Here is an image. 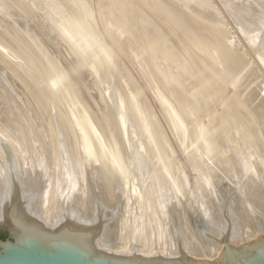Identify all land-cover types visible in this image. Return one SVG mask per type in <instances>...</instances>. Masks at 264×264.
<instances>
[{
	"label": "bare ground",
	"instance_id": "obj_1",
	"mask_svg": "<svg viewBox=\"0 0 264 264\" xmlns=\"http://www.w3.org/2000/svg\"><path fill=\"white\" fill-rule=\"evenodd\" d=\"M63 1H65V4L68 2V1L66 2V0H63ZM70 1L72 3L73 0H70ZM76 1H78L77 2L78 5H79V3H81V2H79V0H76ZM98 1H97V3H99ZM125 1L123 0L120 3L123 4V2H124V4H125ZM145 1L144 0L141 2L139 1L137 3L143 4V3H145ZM147 1L150 3L151 7H153L152 8L153 10L151 9V12H150V14L153 16V18L157 15V17L159 18V22L162 24L166 21L167 22L166 25L169 24V27L165 26L163 24L164 26L162 25V29H161L160 28L161 24H159V26L152 25L153 24L152 22H154L153 20L158 19L157 17L154 18L152 20V22H150L151 21L150 20L149 22L151 24L150 23L149 24L152 26H155V27H153V29L155 28L156 30H159V28H160L161 31H159V33L160 32L166 33L169 31L170 32L169 34L168 33L165 34L167 37L170 36V38L169 37L167 38V42H168V39H169V42H171L170 39L176 43L179 41L181 43L183 42L185 46L179 42L180 45L178 43L173 44L172 49H173V46H175V45H178L179 47H182V45H183L185 48H184V50L183 49L181 50L182 54L180 53V51H178L179 53L178 52L177 53L181 54L182 56H183V54H185L186 57H188L190 59V60L188 59V61L190 63H187V65L192 64V67L188 66L189 69L193 68L195 71H198L199 75L201 76V77L199 76L200 78L199 77L197 78V79H199L197 82H196L197 79L194 78V77H197L196 76V74L198 75L197 72H196L195 76L192 77L191 80L187 79V77L189 75V70H188L187 77H185V75H184V78H186V80L182 81L183 84L186 81H188V82L192 81L191 82L192 87H189L190 89H193L194 87H196V85H198L197 89L198 90L200 89L201 90L200 92H203L205 95L207 93H209V91L213 92V96L216 94L217 95L216 98L219 101L221 100V102H219L217 100L219 103H221V107L223 109V110H221V112L226 111L225 113L227 115H229L227 113L228 111L230 112V114L232 112L234 120H233V118H230V119H232L233 122L236 121V123L234 122L236 124V126L235 125H233V126L238 127V128L240 127L241 129L242 128L246 129V130H244L245 132L247 130H250V131H247V133L250 132V135L246 133V135H247L246 136L245 132H243V130H241L242 132L240 133V128H239V130H237V133L236 132H235V134L232 133V134H234V135H232L231 132H233V131H231V130L233 127L231 128V130H228V128L230 127L231 124H234V123L231 122L230 125L226 124L228 120H226V118H225L226 116L224 113H222L221 120L224 121V118H225L226 121L224 123H225L226 127L223 126L224 123L221 120L220 121L222 123L219 121L220 118L218 119V117L220 116L221 113H218V114L216 113L218 117L217 116L214 117V115H216V114H214L215 112H218V111L220 112V110H219L220 105L219 106L217 105V107H216L218 110L217 111L215 109V106H214V104L217 102L215 101V99L213 98L212 95H211V97L213 98V100L215 102L211 99H208V97L203 96V93H201L202 95L199 93L200 96L199 97L197 96V98L195 97V100L193 99L194 101H192V98L187 97V96L182 99L183 96L181 97V95H184V93H183V92H185L184 90L185 89L187 90L188 88L185 86H182L183 84L181 85V83H178L181 80V78L179 81H176L175 79L173 80L171 78V82H170L171 86L168 84L164 85V80L161 78H158V77L162 75L163 70H165V69L167 70L166 64L168 62L166 61L165 65L162 66V68H163L162 71H160V69H159V71L162 73L159 76H157L155 73V70L156 71L158 70V68H157L158 65H156L158 62L153 60L154 57H153V52H152V49L155 47L153 49L154 55H155V52H156L155 49L158 46L157 42L158 41H164V39L162 40V38H161V40L159 39L157 42H155L156 41L155 39L157 37H159V35H157L158 33L156 34V31L154 32V30L151 32L152 28L151 29L149 28L150 34L153 35V32H154L157 37L155 36V39H154L151 35V37L154 40L152 39V40L145 41V43H148L149 46L151 44H153V45H151V48H152L151 52L152 53H150V51H149L150 49L144 50V49H146V47H145L146 45L144 44L145 46H143L144 42L141 45V42L144 39L146 40L147 35H148L147 30H149V29H147L146 26H148L149 24L148 25H145V24L148 23V21H147L148 16H146V15H149V12H147V9H145L144 7H143V10H142V8H140L142 4L139 5L140 7L139 6L135 7L136 8L135 9L133 7V5H136L135 2L134 3L132 2L131 3L132 5L128 2L126 4H128V6L131 5L130 9L132 7V9H134V10H137V8L138 9L140 8L141 10H137L138 12H141V11L145 12L146 11V13L143 12V15L145 14L143 17L146 16V18H147L146 20H145V18L143 20V18L140 17L142 12L138 16V18L140 17L141 20H143L144 22L146 21L147 23L144 24L142 21V22H139L140 27L137 25L141 29V30H139V28H138L137 30L139 32L142 31V33H141L142 35H145V32H146V34H147L146 38L143 39L141 37V35H139L138 31H137L138 36L135 34L136 35V36L134 35L135 38L132 37V39L137 40L136 37L140 36L142 38V41H140V42L137 41V42H139V45L142 46L144 49L143 48L140 49L138 44L135 43L136 41L133 42V44H130V43H127V45L125 44L126 46L130 45L129 48H131L133 50L132 54L133 53L135 54L134 55L135 57H132V60L131 59L129 60V57L131 58V56H132V55L131 56L129 55L131 53L130 52L131 49L129 50V48L126 46H124V48L119 46L122 44L123 41L124 42H125V40L127 41V39H125L127 36H124L125 37L124 40L121 39L123 41H121V43H119L118 46L121 49H123L122 51L125 52L124 55L125 54H127L126 56L129 55L128 60L132 61V64L135 65V67H136L135 68L134 66H132V68L134 67V71H135V69H137L139 71V74L142 76V77H140V76L139 77L141 79L142 78L145 79L146 76H147V78L149 77L150 78L149 80H151V82L153 83V86L155 85L157 87V89L159 88L158 89L159 92L161 90V95L163 94V96H161V95H159V96H161V99L164 98L163 100L165 101V103L168 106V107L166 106L168 108L167 119H168V123L171 126V129H173V131L175 132V135L178 137V138H176V140L181 139V141L185 144V146H187L188 148L191 147L192 149H194V151H192L194 154L195 151H198L197 149H199V148H197V147L199 144H203V146H201V147L205 148L204 144L206 142L205 143H202V142L208 138V140H207L208 141L207 142L208 148L206 147L204 156H202L201 153L199 154L200 155L199 158L201 157L202 160L204 158H207V160L204 159V161L206 160L205 161L206 163L208 161V164H207L208 169L203 171V169H205V168L201 167V164H200L202 161L201 160L199 162V167L202 169V172L200 173L199 170L201 171V169L198 170V166L197 167L195 166V168L200 173L199 174L196 171L198 173V175H200V177L198 175H196V177H199V178H197L194 181V184L192 185L189 183L190 181L187 180L185 169L183 171V168L181 167V165L179 166L176 163L175 164H170V163L166 164L165 156L168 155V153L165 149L166 147L165 148L161 147L164 150V153H165V151L167 153V154L166 153L164 154V160L165 161H163V159H162L163 154L161 153L162 149H160V146H162V144H158V143H160V141L156 142L155 137L153 136L154 133H151V134L146 133L145 137H147V138L145 141L142 140V138H140L144 133L140 136L141 132H139V130H140V128H142L141 131H143V128L145 127L144 122H142V121L145 119V117L147 119V116H148V114L145 115L142 112L143 108L146 110L145 106L143 108H142V106L146 105L147 103L149 104V102L145 103L147 99H145V102H144L145 104H143V102H142L143 100H140V102H139V100L136 101L137 93H138V91L141 90L142 86L141 87H140V85L137 86V87H140V90H139V88H138V90H136L135 85L137 84V82L135 83L136 80L134 81V79H133L134 77L129 76V74L127 75V76H129V79L127 78L128 81L125 80L124 82L126 83V85H127V83L131 84V82H134L131 85H129V88H131L130 86H132V88L130 90L131 95L133 94L132 92H134L133 89L135 90L134 94H136V95L133 94L132 96H135L136 99H135V101H133V99H132L130 101V103L125 102L126 97L129 100L131 99V96L130 95L128 96L129 93L126 91L129 88L128 89L126 88V90H125L127 92V95H126V92L125 93L123 92V94L126 96L124 98L123 97L124 95H122V91L120 90L121 89L120 86L117 85L118 82H121V80L117 79L118 82L116 83L115 78H113L114 75L113 76H112V74L110 75V71L113 69L114 63L110 64V65H112V66H110V68L112 67V69H110V71L108 70L109 65H108V67L106 66V64H109V63H107V61H105L106 59L104 58L105 57L104 54L105 55L108 54L109 51L104 47L106 45H102V47H104V50L105 49L106 50H105L104 54L103 53L102 54L96 53V54H99V56L96 55V57L98 56L97 58L101 60V57H100V54H101V56H104V57H102V60L103 59L104 60L101 63L105 64V62H106L105 66L107 67V69H105L106 67L104 65L101 68H102V72H105V70H107V72H109V75H108V73L106 74V76L108 75V79L107 78L105 79V83L107 80V83L105 84V86L110 87V90H111L110 91V93H111L110 98H111V95L114 96V97H112L113 98L112 100L110 99L111 102L109 100V103L112 104V105H110V107L113 108V110H116V114L114 112V118L116 117L115 119H117V116H118V123L119 124L118 123L117 124L120 125L119 129H121V134L120 133L119 134L121 135V139L119 138L120 139L119 141L116 139V137H117L116 135L118 133H116V135H114V132L112 130L113 128H111L112 126L110 124H109L110 126H108V124L106 122H103V123L107 124V127H109L110 131H107L108 132L107 133L105 130V132H104L105 136H103V134L101 133L104 131L102 129V131H100V133L102 135L100 133H98L97 136H96V134L95 135L93 134V136H91V133L90 134L88 133L92 138L87 137L85 135V133L83 132L84 131L83 129H85V128L81 124H80L81 126L79 125V121L81 122L80 119H82V118L77 116V115L76 116L71 115V116H69L70 118L68 117L70 119V120H68V121H70L69 123H72V124L75 123L73 125L71 124L72 129H73L74 125L75 126L77 125L75 128V131H76V129H78L77 132H78V135H80V137L77 136L76 140H78V141L81 140V142H80L81 144L77 145L78 147H77L76 152L73 151L77 154H74L72 152V150H71L72 147H70L71 145H67L66 141H68V140H66V139H68V137H66V139H65L66 141L64 140L65 141L64 147H65V145H67L65 147L66 149L62 146V144L60 143V139H59L58 134L51 135V136H53V138H52L53 141L55 140V142L57 143V145H56V143H54L57 147L56 146L53 147L52 149L56 148V150L52 151V153H50V155L49 154L47 155V153L49 151L43 152L40 148L37 147V145L40 142H39V140L35 139V137H36L35 131L33 132V135H34L33 137L39 143L37 144L34 139L32 140V142H31V140H29L32 143L31 144L32 146H31L29 144L30 142L27 143L25 140V143L30 145V147L27 151H25V149L24 150L21 149L18 146V144H21V147H22V143L24 144L23 138H22L23 142L20 141L22 143L16 144V142H14L13 139L8 138V136H11L10 133H9L10 134L9 135L6 132L5 133L7 136L6 137V136H4L2 131H0V223L3 222L4 220H6L7 217H9L14 223H21L22 222L25 224V221L19 220L20 217H22V218L29 220L28 221L29 225L33 226L34 224L39 223L40 225H42V227L52 229L50 231L40 229L43 233H45L49 237H56L62 230H66L68 232V234H85V235L86 234L87 235L92 234V235H95V236H93L92 245L99 252L114 254V255H117L120 257H129V258H134V259H150V258H156V257H161V256L162 257H170V258H180L182 256H186V255L191 256L192 255L194 257L198 256V258L200 256V259L203 256H205V257H208V259H210V261H211V259L215 255H219L218 254L219 252L221 255L220 242L222 241L223 238H227L228 241L230 242V244H232V246H234V247L240 246L245 240L251 238L248 236V234H246V232H248V230H249V224L247 222H245V218H244L247 216V213L245 212L244 214H242V218L239 216L240 214L239 215L237 214L238 211H237L236 207L231 202L233 193L236 195V197H238L239 206L241 208H244V211L245 210L248 211V213L253 217L262 216L264 219V85L260 84L258 82L259 81L258 80L259 75H261V74H259V75L254 74V72L252 70L253 68H251V65L249 63V62H253L254 59L250 61L249 60L250 56L248 57V55L245 54V51L249 50V48L247 47L248 48L247 50L245 48H244V50L240 49L236 45L239 42L236 43L235 39L232 40V38L229 37L232 32H230L229 33L230 35H229L228 34L229 31L227 32L225 30L226 28L225 29L222 28V26H220L221 24L219 25L220 27L219 26L216 27L217 23H219L218 20L220 21V23H222L223 26H224V22L226 24H228L227 23V20L229 19L228 16L234 15L231 13V11H230L231 15L229 13H227L228 14V16H226V18H228L227 20L223 16L224 20H226V21H222L221 20L222 17H221V19L220 18L217 19L216 20L217 22L214 24L212 22V20H211V23H210V21H207L206 19H208L210 17L206 16V19H205V17L203 16L204 14H201L203 17L201 19H198L197 15H195L196 18L194 15H192V16H194L195 19L187 17L190 14L187 16L183 15L181 10L179 9V6H178L179 4L177 5L178 9H177V7L175 9V7L172 6V3L170 4L166 0L165 1L164 0H147ZM187 1L189 2V5L194 10L195 9L198 10L200 8L203 9V7H204V9H203V11H204V10H206L205 6H207V5L212 7L215 10H218L217 6L215 5L213 0H187ZM211 1H212V3H211ZM228 1H231V0H217V3L220 2V4L218 3L219 5L223 4L222 5L223 10L225 9V11L227 10V12H228V8H226L227 6L224 5ZM235 1H232V3H234ZM243 1H245V0H243ZM260 1H261V3L262 2L264 3L263 0H260ZM84 2H85V3H83L84 5H86L87 3L90 4V2H87V1H84ZM105 2H104V4H105ZM114 2H118V0L113 1L112 3L114 4ZM172 2H173V0H172ZM175 2H176V0H175ZM179 2H180V0H179ZM241 2H242V0H241ZM257 2H258V0H257ZM69 3L70 2H68L67 5ZM73 3H75V2H73ZM73 3L70 5V9L72 8V6L77 7L76 6L77 4L75 3L76 5H73ZM120 3H119V5L117 3V7L124 6V5H121ZM229 3L228 4L226 3V4L228 6H230L231 4H229ZM237 3H238V1H237ZM237 3H235V4H237ZM244 3L242 4L243 7H245ZM261 3H260V5H262V8H264V5ZM51 4L55 5L54 3H51ZM83 4L81 3V5H79V7L81 6V9H79V8L77 9L74 7L75 9H77L74 12L78 13V10H81V12H82L83 11L82 10ZM113 4H111V6ZM181 4L183 5V3L180 2V5ZM240 4H237V5H240ZM253 4L255 7L256 6L255 1L253 2ZM12 5H13V3L11 4V6ZM98 5L99 4H97V6ZM106 5H107V2H106ZM106 5H105V7H107V6L110 7L109 6L110 4H108L107 6ZM189 5H188L187 9L189 8ZM248 5L249 6L246 5L247 9L244 10L246 12L250 8V3H248ZM257 5H259V2ZM6 6H8V5H6ZM15 6L16 5H14V7ZM100 6H101V4H100ZM146 6H149V4H147ZM251 6H253V5H251ZM55 7H58V6H54V8ZM68 7H69V5H68ZM102 7L104 9V6H102ZM108 7L105 8V10L108 9V11H109L111 9H114V7L111 9H109ZM121 7H119V9L122 12V10L127 6L125 5V7L122 10H121ZM191 7L189 8V10L192 9ZM8 8H10V7H8ZM85 8H86V6H85ZM85 8H83L84 11L87 10V8L90 9L89 7H87L86 9ZM128 8L129 7H127L126 10H129ZM146 8H148V7H146ZM236 8H237V6H236ZM239 8H241V7H239ZM100 9L103 10L101 7H100ZM183 9L186 10L185 6ZM202 9H200V10H202ZM207 9H208V7H207ZM229 9L232 10V8H229ZM234 9H235V7H234ZM241 9H243V8H241ZM13 10H14V8H13ZM71 10H69V12ZM117 10L118 9L116 8V11ZM134 10H132V11H134ZM189 10L187 11V13L189 12ZM237 10H236V12H237ZM259 10L260 9L254 11L253 13L255 14V12H257ZM58 11H60V9H58ZM91 11H92V8H91ZM103 11H101L100 13H102ZM137 11H135V12H137ZM195 11L193 13H195ZM203 11H202V13H203ZM207 11H210V10H207ZM213 11H211V12H213ZM218 11L213 12V14L216 12L219 13ZM242 11H239V12L242 13ZM261 11H263V10L261 9L260 12ZM104 12L106 13V11H104ZM135 12H133V13H135ZM248 12H251V11L249 10ZM118 13L119 12H116V13H114V15H116ZM123 13H125V14H122L123 16L120 14L122 16L121 19H124L123 22L124 21L126 22V23L124 22L125 25H123V28H124V26H126L125 27L126 29L130 28V26L129 27H127V26L131 25V27H132V26H134L133 22L136 23L137 20L140 21V19H137L135 17V14H136L135 13L132 16H134L137 20L135 21L134 20L135 18L131 19V20H133V22L130 21V23H132L133 25L130 23L128 25H126L130 19L128 21H126L125 18H126V14L128 12L126 13V11L124 10ZM184 13H186V12H184ZM191 13H192V11H191ZM207 13H205V14L206 15L210 14V12L208 14ZM57 14H59V13H57ZM79 14L82 15V13H80V11H79ZM102 14H100V15H102ZM109 14H112V12H110ZM109 14L106 13V16L107 15L109 16ZM195 14H197V13H195ZM199 14H200V11H199L198 15ZM244 14L245 15L240 14L242 17L239 14H237V15H239V17H241V18H243V16H244V18H245V16H247L250 13H248L247 15H246V13H244ZM254 14L253 15L251 14V15L254 16ZM256 14L259 15L258 12ZM31 15H33V14H31ZM31 15H29V16H31ZM76 15L77 14H75L74 17H72L73 21L75 20L74 18H76L75 17ZM137 15H138V13H137ZM220 15H222V13ZM220 15H217V16L220 17ZM87 16L88 15H86L84 17L87 18ZM152 16L150 17V15H149V17L151 19H152ZM217 16L215 18H218ZM235 16H236V14H235ZM252 16L248 15L247 19H248V17H250L251 19L250 18L249 19L252 21ZM262 16L263 15H261V17ZM81 17H80V19H81ZM84 17H82V19H84ZM90 17H91V15L87 19H90ZM103 17H105V16L103 15ZM114 17L117 18L118 15H117V17L116 16H114ZM114 17L112 16L111 18L113 19ZM123 17H125V18H123ZM211 17L214 18L213 15ZM239 17H238V19H239ZM259 17H260V15H259ZM78 18L76 20H78ZM105 18H104V20H105ZM118 18L115 19V20H117V22H118V20H121L120 18L119 19ZM128 18H129V16H128ZM232 18L234 20V17H232ZM106 19L108 20V18H106ZM109 19H110V16H109ZM233 20H231V22H234ZM240 20L241 19H239L238 21H240ZM250 20H249V22L251 23ZM229 21H230V19H229ZM244 21H246V20H244ZM256 21H258V22L261 21L260 23H264L261 19L260 20L256 19ZM113 22H114V24L117 23L116 21H113ZM113 22H111V23L113 24ZM249 22L247 21L248 25H249ZM253 22H254V20L252 21V23ZM2 23H3V21L1 22V24ZM104 23H106V22H104ZM155 23L158 24V21L157 22L155 21ZM235 23L237 25L234 23L233 24L238 26V23L237 22H235ZM243 23L242 22L239 23V26L237 29L238 31L240 30L239 29L240 26H242L241 28H243ZM260 23H258V24H260ZM64 24L65 23H63V25ZM74 24H75V22H74ZM108 24L111 25L109 22H108ZM211 24L215 25V26H211ZM233 24H231V25H233ZM58 25H60V24H58ZM66 25H67V23L65 24V26ZM109 25H108V27L107 26L106 27L110 28V29L114 28V27L111 28L112 26L110 27ZM116 25H119V24H116ZM150 25H149V27H150ZM250 25H249V27H250ZM113 26H115V25H113ZM120 26H122V25L120 24ZM156 26H157V28H156ZM227 26L229 27L230 24ZM246 26H244V28ZM253 26H255V24H252V27ZM258 26H255L256 29ZM8 27H9V25H8ZM38 27H39V25H38ZM59 27H61V26H59ZM66 27H63V28L68 30V25ZM70 27H72V26H70ZM165 27H167V29L169 28V30H167ZM228 27H227V30H229V28H230V27L229 28ZM252 27L250 28L251 30H252ZM119 28H121V27H119ZM123 28H121L122 33L119 30V32L122 34V36L127 32L129 35L134 34V33H131L132 32L131 29H130V31H131L130 32L131 34H130L128 30L126 32V30ZM132 28H134V27H132ZM163 28L166 29V32H165V29H163ZM259 28H261V24H260ZM74 29H75V27H74ZM115 29H116V27H115ZM115 29H113L111 31H115ZM118 29H116V30H118ZM231 29H232V27H231ZM256 29H255V31H256ZM60 30H62V29L60 28ZM66 30H64V31H66ZM108 30H106L107 32H105L106 35H110V33H111L110 32L109 34H107L109 32ZM253 30H254V27H253ZM245 31L248 32V30H246V29H245ZM72 32L73 31L71 30L70 33H72ZM115 32H116V34H115ZM115 32L114 33L112 32V36L110 35L108 37V39H110L111 37L113 38L115 36L114 37V40H115L117 37L119 38V36H121L119 34H118L119 36L117 35V31H115ZM260 32L258 30V33H260ZM263 32L264 31L262 29V33ZM7 33L5 32V34H7ZM68 33H67V37L69 35ZM164 33L163 34L161 33L160 37L162 35L164 37ZM236 33H237V31H236ZM242 33H243V31H242ZM249 33L251 34V32H248V34ZM258 33H256V34H258ZM5 34H3V35H5ZM26 34H27L26 32L24 34L22 33V35L19 37L21 39L22 38L26 39V38H28L26 36H28L29 33L27 35ZM93 34H95V32ZM128 34H126V35H128ZM239 34H240V32L238 33V35ZM46 35H47V33H46ZM64 35H65V33H64ZM129 35H128V38H129ZM249 35H247L246 37H248ZM0 36H1V34H0ZM232 36L233 35H231V37ZM263 36H264V34H263ZM29 37L32 38L31 36H29ZM47 37H48V35H47ZM239 37H241V36L239 35ZM244 37H245V34H244ZM258 37H257V40H258ZM4 38L5 37H3L2 40H4ZM242 38H243V36H242ZM262 38H260V40ZM55 39L59 40V38H55ZM132 39L129 38L128 42L133 41ZM139 39L140 38H138V40ZM148 39H149V37H148ZM18 40H19V38H18ZM114 40H112V41H114ZM117 40L120 41V39H117ZM243 40H244V42L242 40H240V41H242L243 43H245L246 41L249 42L248 40L245 41L244 38H243ZM251 40H252V38H251ZM254 40H253L254 45H252V46H254L255 50H257L256 46L258 45V43H255L256 40L255 41ZM20 41H21V44H22V42L25 44L27 39L25 41L19 40V42ZM150 41H152V43ZM153 41L157 44V46H156V44L153 43ZM124 42H123V44H124ZM167 42H165V43H167ZM11 43H12V41H11ZM50 43L52 44V42H49V44ZM158 43H160V42H158ZM162 44H164V43H161L160 46ZM8 45H10V44H7V46ZM53 45L54 44H52L51 46L53 47ZM167 45H162V46H164V50H163V47L161 46L162 51H163L162 55L164 58L167 57V54L170 53L169 51L172 50L171 47H169L170 45H168V46ZM249 45H251V44H249ZM152 46H154V47H152ZM160 46L157 48H158V50L161 51ZM166 46L170 48L169 51H168V48H167V51H165ZM245 46H246V43H245ZM245 46H243V47H245ZM258 46L260 47V42H259ZM16 47H17V52H16L17 54H15V55H19L18 54V46H16ZM56 47H58V45ZM261 47H263V45H261ZM261 47H260V50H261ZM63 48H64V46H63ZM72 48H73V46H71V49ZM120 48H118V49L121 51ZM13 49H15V47ZM174 49L172 50L173 53L171 52L169 54V57H170L169 59H170L171 63H172L171 54H174V53H175V55L177 54L176 52H174V51H176ZM179 49L180 48H178L177 50H179ZM262 49H264V48H262ZM8 50H9V48H8ZM63 50H65V49H63ZM74 50L77 51L75 48H74ZM255 50L252 49L253 52ZM57 51H59V50H57ZM68 51H69V49H68ZM106 51H107V53H106ZM142 51H144V52L148 51L147 53H150V56H147V55H149L147 53L145 55V53ZM257 51H259V49ZM262 51L260 52V54L262 53ZM76 53L78 54L79 52H76ZM158 53H159V51H158ZM243 53L246 55V57ZM255 53L257 54L256 51H255ZM56 54H58V53H55V55ZM122 54H123V52H122ZM250 54H252L251 51H250ZM260 54H259V56L262 58V56ZM109 55H111V54H109ZM109 55H107V60L109 57L110 58L109 60H111V62H112V58L114 55L113 56L111 55V57ZM185 55L183 57L186 60ZM62 56H63V54H62ZM79 56H81V55H79ZM89 56L92 57L91 55H89ZM89 56H88V58H89ZM93 56L95 58V54ZM126 56H122V58H124ZM151 56H152V58H151ZM156 56H158V55H156ZM180 56H176V57L178 58ZM14 57H16V56H14ZM149 57H150V59H149ZM260 57L258 59H260ZM84 58H82L80 62L87 61L86 59L83 60ZM167 58H166V60H168ZM180 58L177 59L176 62L172 63L175 67L177 66L178 63H180V64H178L179 66H177V69H176L177 71L175 70L176 72H178V67L181 66V63L184 62L183 58L182 59H180ZM256 58H257V56L255 55V61L253 62V65L255 63L254 66H257V64H259L256 61ZM95 59H94V61H90V58H89L88 60L90 62L87 61V62H85L84 65H86V63L91 64V62L94 63L96 61L95 64L99 63L100 66H102L100 63V60H95ZM116 59L117 58L114 56V59H113L114 62L117 61ZM119 59H120V57H119ZM173 59H175V57ZM57 60H58V57H57ZM63 60H64V58H63ZM79 60L80 59H78V60L76 59V63ZM152 60H153V63L156 62V64H154V66L156 65L155 67L157 69H154L155 67L153 68V65H152L153 63H151ZM62 61H61V63H62ZM73 61H74V59H73ZM119 61H118L117 66H115V69L118 71H119V69L120 70L123 69L122 70L123 74L120 71H119V73H121L125 79V77H127V76H125L126 73H129V71L127 70L128 67L126 69V73L123 72L124 68L121 67L122 61H121V63H119ZM177 61H178V63H177ZM262 61H263L262 62V64H263L264 60H262ZM53 62H55V61H53ZM163 62H165V61L162 60L161 65L163 64ZM185 62H187V61H185ZM185 62H184V64H185ZM56 63L57 64L54 65L55 67L58 65V62H56ZM65 63H66V61H65ZM171 63H170V65H171ZM207 63L211 65L210 68H212V69H209V66L208 67H202V65H204V64L207 65ZM72 64H73V62H72ZM129 64H131V63H129ZM115 65H116V63H115ZM65 66H67V65H65ZM72 66H73V69L76 70L75 65H72ZM76 66H78V64H76ZM79 66H80V64H79ZM91 66H92V64H91ZM91 66H88V64H87L86 68H89V71L92 70L94 72L93 73L91 71L92 74H95V71L93 70V67L95 65L90 70ZM97 66L98 65L95 66V69L97 68L96 71L99 72V70H98L99 67H97ZM184 66H183V68L187 67V66H185V67ZM263 66H264V64H263ZM62 67L64 68V66H62ZM81 68H83V66ZM254 68H255V70H257L256 69L257 67H254ZM57 69H60V67L59 68L57 67ZM73 69H72V71H74ZM84 69H85V66H84ZM84 69H81V70H83V72H84ZM193 69H192V71H193ZM258 69H259V70H257L258 73L263 71V70H260V68H258ZM261 69H262V67H261ZM70 70H69V73H70ZM168 70H169V67H168ZM180 70H181V68L179 69V74L183 77V73H181ZM78 71H80L79 67H78V70L75 72H78ZM195 71H193V73ZM23 72H22V74H23ZM102 72L100 69L99 74L102 75ZM78 73L80 74V72H78ZM114 73L117 74L116 72H114ZM124 73H125V75H124ZM167 73H168V71H167ZM191 73L192 72L190 71L189 78H191V76H192ZM35 74L36 75H34V73H33V75L37 76L38 79H37V77L36 78L34 77V78L39 80V72L36 73V69H35ZM79 74H78V76H79ZM87 74H88V72H87ZM165 74H166V72H165ZM117 75H115V77ZM130 75H131V73H130ZM144 75H146V76L143 77ZM170 75L172 76V74H170ZM173 75L175 76V73H173ZM178 75H176V76L178 77ZM256 75L258 78L256 77ZM24 76H26V75H24ZM40 76H42V75L40 74ZM97 76H98V74H97ZM119 76L120 75H118V77ZM261 76H264V75H261ZM69 77L71 78L72 74H71V76H68L67 79H69ZM98 77H97V79H98ZM167 77L169 78V76H167ZM0 78H1V76H0ZM60 78H61V80H64V78H62L61 76H60ZM81 78H82V76H81ZM94 78L95 77H92V79H94ZM100 78L101 77H99V79ZM163 78H165V76H163ZM40 79H41V81H38V82H40V83L44 82V81H42V78H40ZM119 79H122V77L121 78L119 77ZM65 80H66V77H65ZM71 80L70 79L68 81L66 80L65 84L70 83ZM47 81H49V82L52 81V84H51L52 88H53L54 84H55L54 86H57V84H58L57 80H51L50 81L49 79H47ZM55 81H56V83H55ZM81 81H82V79H81ZM144 81H146V83H147L146 87L148 88L151 84L148 86V80L145 79ZM193 81H194V84L196 83L195 86L193 85ZM199 81H201L202 84H200ZM95 82L98 83L97 80ZM99 82H100V80H99ZM101 82H102V80H101ZM101 82H100V87L103 89L104 84H103V86H101L102 85ZM141 82H140V84H141ZM223 82L225 83L226 86H224ZM25 83H26V81H25ZM48 83L46 84V82H45V88H44V85L42 83L44 90L45 89L48 90L47 87L50 88V86H48ZM59 83H60V81H59ZM61 83H63V81ZM73 83H75V82L72 81L70 83V85L67 84L68 89L73 86V85L71 86V84H73ZM77 83H76V85H77ZM79 83H81V82H79ZM146 83H144V85ZM191 83H188V85L191 86ZM32 84H34V83H32ZM90 84H91V81H90ZM133 84H134V86H133ZM138 84H139V82H138ZM4 85H5V83H4ZM46 85H47V87H46ZM120 85L122 86L121 83H120ZM163 85L166 86V89L163 87ZM178 85H181L179 87H182L180 89H182L181 91H183V92H180L179 88H178L179 92L177 91V89H174L176 86L178 87ZM200 85H202V86L199 87ZM227 85H229L230 88L227 89V87H229ZM25 86H26V84H25ZM60 86H61V89L65 88V87H63V84H61V85L59 84V87L57 86V88L59 90H60ZM155 86L153 87V89L155 88ZM168 86H169V88L171 87L170 89H172L171 93H170V90L167 89ZM186 86H187V84H186ZM9 87H11V85H9ZM77 87L79 88V90L82 89L79 86H77ZM127 87H128V85H127ZM146 87L144 86L143 88L145 89ZM204 87H206V90H209V91L205 92V90H203ZM207 87H209V89H207ZM225 87L227 90L225 89V91H223V89ZM78 88L76 89L77 91L75 92V95H76V93H78ZM91 88H93V86ZM123 88H125V87H123ZM40 89H41V86H40ZM54 89L55 88L52 89V92ZM68 89H67V91H68ZM72 89H73V87H72ZM149 89H151V86ZM49 90H51V88ZM49 90L47 93H50ZM55 90H57V89H55ZM59 90H58V92H60ZM85 90H86V88H85ZM165 90H168L167 91L168 93ZM174 90L176 92L175 95L173 93ZM142 91H140V93H142ZM158 91L156 92V95H157ZM34 92H35V90H34ZM54 92L52 93V95L54 94ZM58 92H55L56 93L55 96L57 97V99L59 96V95L57 96ZM61 92L64 94L63 91H61ZM95 92L97 93V91H95ZM31 93H33V90ZM69 93H70V96H71V94L74 95V91H72V90H70ZM153 93H152V95H153ZM63 94H61L60 96H62ZM105 94L106 93L103 94L104 97H106ZM171 94L173 96H176V94H179V98L180 97L181 98L179 99L178 95L176 97H173ZM108 95H109V93H108ZM142 95H143V93H142ZM36 96H37V93H36ZM36 96L34 98H36ZM41 96H42V94H41ZM53 96L50 95V97H53ZM65 96L67 97V95L65 94V95H63V98ZM74 96H72L73 99H74ZM77 96H75V97H77V99H78L79 93L77 94ZM100 96H101V93H100ZM121 96L123 97L124 101L121 98ZM208 96H209V94H208ZM38 97H39V95H38ZM38 97H37V99H40V97L39 98ZM83 97L84 96H82V99H83ZM153 97H154V95H153ZM80 98H81V96H80ZM101 98H102V96H101ZM230 98H233V100L235 98L234 103H233V100H232V103H231V101L228 102V100ZM60 99H61V97H60ZM138 99H139V97H138ZM140 99H142V98H140ZM143 99H144V95H143ZM206 99H208V100H206ZM225 99L228 102V106H226ZM68 100H66V104H69ZM222 100L225 101L224 105L226 106V108H223L224 105L222 103ZM41 101L43 102L44 100H41ZM67 101H68V103H67ZM75 101H76V99H75ZM75 101L74 102L72 101L73 103L70 102L71 104H69V105L70 106L72 105L73 107H75V104H77L80 106L81 105L80 103L83 102V100H81L80 103H76ZM154 101H156V105H161L160 101L158 103V98H156V96H155ZM207 101L210 102V108H212L211 104L213 103V106L215 109L214 110L215 112L213 111V109H211V112H209V114L214 112L213 116H212V114H210V115L208 114L209 117H212V118L214 117V120L207 117L208 120L211 119L210 120L211 122L214 121L213 127L215 129L212 128V130H215V131H213V132H210V131H212L211 130L212 125L210 123H208V124L211 126L209 127V125H208V128L205 129V127L204 128L201 127V123H200L201 120H199L200 117L201 118L205 117V115L202 113L201 110L205 111V108L207 109V107H206L207 104H205ZM2 102H3V100H2ZM6 102H8V101H5V103ZM78 102H79V99H78ZM106 102H105V105L107 108L108 103L106 104ZM134 102H138V103L135 104ZM29 103H30V101H29ZM41 104L39 103V106H41ZM44 104H46V103H44ZM61 104H60V106H61ZM66 104L64 103V104H62V106L66 105ZM22 105L23 104H21V106ZM85 105H86V107L88 106L87 104L84 103V107H85ZM30 106H32V104ZM30 106H29V108H30ZM70 106H69L70 111L71 110L73 111L74 108L72 109ZM79 106H77V107H79ZM94 106H93V108H94ZM148 106L150 108L151 104ZM9 107H10V105H9ZM9 107L7 106V108L5 107V109L8 110ZM25 107H26V105H25ZM25 107H24V109H26ZM99 107H100V105H99ZM195 107H196V110H197V108L200 109V111L197 110V113L199 114V112H200V115H204V117L203 116L199 117V115L197 113L196 114L198 115V117H197V115L195 116V112H196V110H194ZM227 107H229L230 110L232 109V107H234V108L230 111V110H227ZM10 108H12V107H10ZM13 108H14V106H13ZM42 108H43V106H42ZM66 108H68V107L66 106ZM160 108H161V110H162V108L164 110L163 104H162V107H160ZM208 108H209V106H208ZM210 108L208 109V111L210 110ZM3 109H4V107H3ZM32 109L33 108H30V110H32ZM64 109H65V107H63V111H64ZM100 109H101V107H100ZM151 109H152V107H151ZM12 110L13 109H11V112L14 113V111L16 109H14V111H12ZM43 110H44V108H43ZM79 110L80 111L84 110V108L81 109L79 107ZM89 110H90V108L88 107V110L85 113L84 112L83 113L86 114L89 112ZM94 110H96V109H94ZM108 110L110 112L112 111V109L111 110L108 109ZM3 111L5 112V110H3ZM80 111H79V114H80ZM106 111L107 110L104 109V113H102L101 116L103 114L105 115L107 113ZM19 112H21V111H19ZM67 112L71 113V112H69V110H67ZM102 112H103V108H102ZM140 112H141V115L139 114ZM165 112H163V113H165ZM24 113H25V111H24ZM34 113H36V112H34ZM83 113H82V115H83ZM89 113L91 114V112H89ZM95 113H97V111ZM100 113H101V111H100ZM147 113H148V111H147ZM163 113H161V115ZM205 113H206V111H205ZM75 114H77V113H75ZM107 114H106V116H107ZM112 114H113V111H112ZM166 114H163V115H166ZM3 115H6V114H3ZM7 115H6V118L3 116L1 117L2 121L5 118L6 122H8L7 121ZM34 115H36V114H33V116ZM64 115L67 117V114L64 113ZM115 115H117V116H115ZM152 115H150V117ZM9 116L10 115H8V117ZM30 116H32V115H30ZM86 116H87V114H86ZM91 116L88 115L87 119H88V117L90 118ZM110 116H111V114H110ZM229 116H231V115H229ZM66 117H61V118H63V120L60 118V120L62 121V122L60 121V123H62V126H65V125H63V123H65L67 125L69 124L68 121H66L67 119L64 121V118H66ZM92 117L94 118V116H92ZM108 117H107V120H108ZM154 117H155V115H154ZM222 117H223V119H222ZM15 118H17L18 120L21 119V117H18L17 115ZM26 118H28V117H26ZM26 118L25 117H24V119L22 118L20 122H22V120L26 121ZM84 118H85V115H84ZM104 118H105V116H104ZM104 118H102V120H104ZM156 118H153V116L151 117L150 123H152V124L147 123V122H145V123L149 124L150 127L154 126L157 131L154 130V127L152 129V127L150 128L147 125H146V128L149 127L151 130H153L155 132V134H158L159 136H161L164 140V141L162 140L161 143L165 142V140H166V143H163V144H167L168 143L167 139H166L167 136L162 135L163 134L162 128H159L158 122L155 121L157 119L158 120H160V119L159 118L156 119ZM165 118L166 117H164L163 119H165ZM30 119L31 118H28V120H30ZM96 119L92 120L93 123H94V121H96ZM109 119H110V117H109ZM8 120H9V118H8ZM25 121H24V123H21V125L22 124H24V125L28 124L29 125V123L28 122L25 123ZM31 121H32V119H31ZM92 121L90 122L91 124H92ZM112 121L117 122V120H115V121L112 120ZM210 121H208V122H210ZM83 122H81V123H83ZM100 122H97V123L99 124ZM109 122L110 121L108 120V123ZM139 122L142 123V125H143L142 127L138 126V125H140ZM201 122L203 124V121H201ZM0 123H1L0 126L3 127V125H4V127L0 128V129H4V128H5V130L8 129L5 127V124L2 125L1 121H0ZM31 123L33 124V122H31ZM90 123H89V125L91 126ZM103 123H100V124H103ZM115 123H113V125H114L113 127H115ZM228 123H230V121H228ZM11 124L9 122L8 126L7 125L6 126L9 127V125H11ZM18 124H20V123L18 122ZM18 124H16V125H18ZM95 124H96V122H95ZM98 124H97V127L99 126ZM35 125H36V122H35ZM237 125H239V126H237ZM105 126L106 125H104V127ZM20 127L22 128L23 126H20ZM65 127H67V126H65ZM69 127L71 128V126H69ZM69 127H67V129ZM95 127L96 126H93L92 128L95 129ZM12 128H14L13 125H12ZM26 128H28V127H26ZM149 128H147V130H149ZM225 128H227V129H225ZM20 129H18V130H20ZM29 129L30 128H28V131H30ZM72 129L70 132L71 135H73L75 133L74 129H73V131H72ZM98 129L100 130L101 127ZM168 129H169V127H168ZM207 129H209V132ZM235 129H237V128H234V130ZM13 130H15V129H13ZM18 130H17V132H20V134H21L22 130H20V131H18ZM25 130H24V132L27 133V129H25ZM31 130L33 131V129H31ZM35 130H37V128H35ZM99 130H97V131L99 132ZM107 130H108V128H107ZM147 130H145V132H147ZM9 131H12V129ZM32 131H30L29 133H31ZM42 131L44 132V130H42ZM68 131H70V129ZM68 131H66V132H68ZM95 131L96 130H94L93 132H95ZM115 131L117 132L118 130H115ZM169 131H171V130L169 129ZM227 131L228 132L230 131V132L227 133ZM137 132L140 133L139 138L137 137V135H138ZM14 133H15V131H14ZM29 133H27V134L29 135ZM37 133H38V131L36 132V134ZM106 133H107V136H106ZM242 133H244V134H242ZM170 134H171V132H170ZM170 134H168V135H170ZM28 135L27 136L23 135V137L24 138L27 137L25 139H28ZM66 135L70 136L69 133H67V134L65 133V136ZM75 135H77V134H75ZM158 135H157V137H158ZM171 135L173 136L174 133ZM206 135H207V137H206ZM12 136L16 137V135H12ZM249 136L250 137L252 136L251 139L247 138ZM48 137L50 138V136H48ZM118 137H120V136H118ZM201 137L202 138L204 137V140L201 141V143H198L199 140L201 139ZM63 138H65V137H63ZM160 138H159V140H161ZM172 138H174V137H172ZM17 139H19V137L16 138L15 140H17ZM46 139H48V138H46ZM72 139L74 141V137H72ZM72 139H70V142H72L71 141ZM241 139H243V140H241ZM19 140H21V139H19ZM42 140H43V138H42ZM176 140H174V141H176ZM33 142L36 143L37 145L34 144ZM46 142H48V140ZM74 142H73V144H75V143L78 144V142H75V143ZM176 142L178 143V140ZM48 143L51 144L50 142H48ZM110 143H115V145L109 149L108 144L111 147ZM178 144L181 145V142ZM25 145L26 144H24L23 148L25 147ZM124 145L125 146L127 145L128 147L126 146L127 148L126 147L122 148V146H124ZM157 145L158 146L160 145V146L158 147ZM193 145L197 149H195ZM196 145H197V147H196ZM52 146H54V145H52ZM164 146H166V145H164ZM205 146H206V144H205ZM27 148H28V146H27ZM67 148L71 152L69 150H67ZM73 148H75V147H73ZM46 149H47V147H46ZM49 149H51V146L47 150H49ZM159 150H161V151H159ZM184 150H186L185 147H184ZM190 150H189V152H190ZM158 152H160V153H158ZM187 152H185V154ZM195 153H196V155H198L199 152H195ZM160 154L162 155V157ZM187 155H189V154H187ZM187 155H185V156H187ZM191 155L192 154H190V159L188 157L189 160H191V157H193L192 158L193 160H194V158L196 159V157H197L196 155H193V156H191ZM166 157H167V161H168L169 157L168 156H166ZM198 160H200V159L197 158V161H195L196 163L192 162V161H191V163L189 161V163L190 164L194 163V165H195V164H198ZM205 162H204V164H205ZM179 164H181V163H179ZM194 165H192L193 168H194ZM187 174H188V171H187ZM218 179H222L223 181H226L229 184V187H226L223 192L217 191ZM192 183H193V181H192ZM262 207H263V209H261ZM196 212L201 214L200 216L202 218V222L205 223L208 227L207 233L204 235L197 232L196 229L193 227V223L191 221L190 214L191 213L194 214ZM226 218L231 219V221L228 222V224H230V225L227 224ZM104 219L107 220L106 223L104 222ZM227 226H228V228H227ZM28 227H23L22 228L23 231H25ZM257 234L258 233L255 234L256 235V236H254L255 238L258 237ZM218 257L220 258V256H218Z\"/></svg>",
	"mask_w": 264,
	"mask_h": 264
},
{
	"label": "rangeland",
	"instance_id": "obj_2",
	"mask_svg": "<svg viewBox=\"0 0 264 264\" xmlns=\"http://www.w3.org/2000/svg\"><path fill=\"white\" fill-rule=\"evenodd\" d=\"M1 2H0V34H1V36H0V76H1V78H0V82L2 83H0V121L2 122V125L3 124H5V127L6 128H8V129H6L5 130V128L4 129H0V131H2V133L4 134V136H6V132H7V134H11V136L12 135H16V137L15 136H8V138L10 139H13L14 140V142H16V144H18V143H22L23 142V140H24V144H26L25 145V147L23 148V146H24V144L22 143V147H21V144H18V146L21 148V149H25V151H27L28 149H29V147H30V145L32 144L31 142H32V140L34 139V135H33V132L35 131V139L36 140H39V142L38 141H36L35 139V141H36V143L38 144H36V143H34V144H36L37 145V147L38 148H40L43 152H45V151H49L48 153H47V155L49 154L50 155V153H52V151H54V150H56V148H54V149H52L53 147H55L56 145H57V143L55 142V140L53 141V136H51V135H56V134H58V136H59V139H60V143L62 144V146L64 147V144H65V141L66 140H68V141H66V143H67V145H71L70 147H72L71 148V150H72V152L73 151H75L76 152V150H77V145H80L81 143V140H76L77 139V136L78 137H80V135H78V129H76V131H75V128H76V126L74 125L73 126V129H74V131H75V133L73 134V135H71L70 134V132H71V129H72V125L73 124H75V123H69L70 121H68V120H70L69 118V116H71V115H77V116H79V117H81L82 119H80L81 120V122H83V123H81L80 121H79V125L81 124L85 129H83L84 131V133H85V135L87 136V137H91V136H93V134L95 135L96 134V136L98 135V133H100V131H102V129L104 130L103 132H101L102 134H103V136H105L104 134V132H105V130H106V132L107 131H110L109 130V127H107V124H108V126H112L111 128H113L112 130H113V132H114V135H116V133H118L116 136L118 137V136H120V137H116V139L119 141L120 139H121V129H119V126L120 125H118L119 123H118V116L117 115H115V116H117V119H115L114 118V112H115V114H116V110H113V108H111L110 107V105H112L111 103H109V100L111 99H113L112 97H114V96H112L111 95V98H110V87H107V86H105V84L107 83V80H106V83H105V79L107 78L108 79V75H109V72H107V70H105V69H107V67H108V65H109V71H110V69H112V67L110 68V66H112V65H110V64H113V69L110 71V75L112 74V76H113V78H115V80H116V83L118 82V80H121V82H118V84L117 85H119L120 86V90L122 91V95H124L123 94V92L125 93L126 91L129 93L128 94V96L130 95L131 96V99L129 100V99H127V97L124 95L123 97L125 98V102L127 103H130V101L133 99V101H135V99H136V101H138L139 100V102H140V100H143L142 102H143V104H145V103H147V102H149V104L147 103L146 105H141L142 106V108L145 106V108H146V110L143 108V110H142V112L145 114V115H147L148 114V116H147V119H146V117H145V119L142 121V122H144V128H143V131H141L142 130V128H140V130H139V132H141V134L139 133V132H137L138 133V135H137V137L139 138V134H140V138H142V140H146V138L147 137H145V135H146V133H154V137H155V140H156V142L158 141H160V143H158V144H162V146H160V149H162V148H165L166 149V151H167V153H168V155H166V156H168L169 158H168V161H167V157L165 156V160H164V154L166 153V151H165V153H164V150L162 149V151L161 150H159V151H161V153L163 154V161H165L166 162V164L168 163H170V164H178L179 166L181 165V167L183 168V171H184V169H185V173H186V177H187V180L188 181H190L189 183L190 184H194V181L197 179V178H199L200 177V175H198V173L200 172H202V169L199 167V162L202 160L201 159V157L199 158V154L201 153V155L202 156H204V154H205V149H206V147L208 148V138L207 139H205V141H203L204 140V137L202 138L201 137V139L199 140V142L198 143H201V141H203L202 143H205L206 144V146H205V144H204V147L205 148H203V147H201V146H203V144H197L198 145V147H197V145H196V147L197 148H199V149H197V148H195V146H194V148L195 149H197L198 151H195V152H199L198 153V155H196V153L194 152V154H193V152L192 151H194V149H192L191 147L190 148H188L187 146H185V144L181 141V139L179 140V139H177L178 140V143H180L181 142V145L180 144H178L176 141V138H178L176 135H175V132L173 131V129H171V126H170V124L168 123V119H167V116H168V113H167V111H168V106H167V104L165 103V101L163 100V99H161V96H163V94L161 95V90H160V92L158 91V89H157V87L155 86V88L153 89V83L151 82V80H149L150 78L148 77L147 78V76L146 75H144L143 77H145L146 76V78L145 79H147L148 80V86L150 85L151 86V89H149L150 88V86L147 88L146 87V85H147V83H146V81H144L145 79H141L140 77H142L140 74H139V71L137 70V69H135V71H134V67H135V65H133L132 64V61H129L130 59L132 60V57H135L134 55V53L132 54V52H133V50L131 49V48H129V46H126L127 45V43H130V44H133V42H135V43H137L138 44V46L140 47V49H142L143 47L142 46H140L139 45V42L140 41H142V38L144 39V38H146V35H147V38H146V40L144 39L142 42H141V45H142V43H143V46H145L146 47V49H144V50H147V49H150L149 51H150V53H152L153 52V57L155 58H153V60L154 61H156V62H158L157 64H156V62H154L153 63V60L151 61V63H153L152 65H153V68L156 66V65H158L157 66V68H158V70L156 71L155 70V73H156V75L157 76H159L162 72H160V71H162V66H164L165 65V63H166V61L168 62L167 64H166V66H167V70L165 69V70H163V73H162V75L161 76H159L158 78H161V79H163L164 80V85L166 84H168V85H170V82H171V78L174 80H176V81H179L180 80V78H181V82L179 81L178 83H181V85L183 84V80L185 81L186 80V78H184V75H185V77H187V75H188V70H189V75H188V77H187V79H192V77H194L195 76V74H196V72L198 73V75L196 74V76L197 77H194L195 79H197L200 75H199V72L198 71H195L193 68V71H195L194 73H193V71H192V69L190 68L189 69V67H192V64H189V65H187V63H190L189 61H188V57H186V55L185 54H183V56L185 55V57H186V60L184 59V57L181 55L182 53H181V50L183 49L184 50V43L182 42H180L181 44H183L182 45V47H179L178 45H175V46H173V49L174 50H176V51H174V52H178V51H180V53L181 54H176L175 55V53L174 54H171V60H172V63H174V62H176V60L177 59H179L181 56V58L180 59H182L183 58V60H184V62L185 61H187V62H185V64H184V62H182L181 63V66L180 67H178V72H176L177 70V66H179L178 64H180V63H178V61H177V66L175 67L172 63H171V61H170V57H169V54L172 52L173 53V49H172V45L173 44H179L180 45V43L179 42H174L173 40H171L170 39V41L171 42H169V39H168V42H167V38L169 37L170 38V36H166L165 34H169L170 32L168 31V32H166V29H167V27H165V28H163V29H165V32L166 33H164V32H160L159 33V31H161V29H162V25L164 24L165 26H168L169 27V24H167L166 25V21L164 22V23H160L159 22V18L157 17V15L154 17V18H158L157 20L155 19V20H153L154 18H153V16L150 14V12H151V9L153 8V7H151V5H150V3L146 0H144L145 1V3H137V2H141V1H143V0H124L125 1V4H124V2H123V4L122 3H120V2H122L123 0H118V2H114V4L112 3L113 1H116V0H84V1H87V2H90V4L89 3H87L86 5H84L83 3H85L83 0H79V2H81L82 4H83V6H82V12H81V10H78V13L76 12H74V11H76L78 8L79 9H81V6L79 7V5H81V3H79V5L77 4V2L78 1H76V0H73L72 1V3L73 2H75V3H73V5H76L77 7H75V6H72V10L70 9V5L72 4L71 3V1L70 0H66V2L68 1V2H70L68 5H69V7H68V5H67V3L65 4V1H63V0H0ZM15 1V2H14ZM97 1L99 2V3H97ZM106 1L107 2V5L108 4H110L109 6L110 7H108L107 5H106V2H105V4H104V2ZM120 1V2H119ZM165 1V0H164ZM166 1H168V3H172V6L173 7H175V9H176V7H177V5L179 6V9L181 10V12H182V14L183 15H185V16H187V15H189V16H187V17H190V18H193V19H195L196 18V16L195 15H197V18L198 19H201V18H203L202 17V15L201 14H204L203 16L205 17V19H206V16L208 17H210V18H208V19H206L207 21H210V23H211V20H212V22L215 24L217 21V19H221V17H222V21H226L228 18L230 19V21H229V19L227 20V23L228 24H226L225 22H224V26L226 25H229L230 24V28H229V30H227V27L225 26H223L222 25V23H220V21L218 20V22L219 23H217V25H216V27L217 26H219L220 24V26H222V28H226L225 30L228 32V34L230 33V32H232L231 33V35H233L232 37H231V35L229 36L230 38H232V40H234L235 39V41H236V43L237 42H239L238 44H236L240 49H242V50H244V48L247 50L248 48H249V50H247V51H245V54H247L248 55V57H249V60L251 61V60H253V62L255 61V55L257 56V58H256V61L259 63V64H257V66H254L255 65V63H254V65H253V62H249L250 63V65H251V68H253L252 70H253V72H254V74H257V75H259V74H261V75H264L263 73H264V66H263V64H262V60H264V49H262V48H264V36H263V34H264V32L262 33V29H263V31H264V23H260L261 21H256V19L257 20H262L263 22H264V8H262V5H260V3H261V1L260 0H258V2H259V5H257L258 4V2H257V0H245V1H243L242 0V2H241V0H231V1H228V2H226L227 4L229 3V4H231L230 6H228L226 3L224 4V5H226L227 7L226 8H228V12H227V10L225 11V9L223 10V4L222 5H219L220 4V2H218L217 3V0H213L214 1V3H215V5L217 6V9L219 10H215V9H213L212 7H210V6H205V8H206V10H204L203 11V9H204V7H203V9L202 8H200V9H202V10H200V9H198L199 11H200V16L198 15V13H199V11L197 10V9H193L190 5H189V2L186 0H180V2L181 3H183V5L185 6V9L186 10H184L183 8H184V6L182 7L181 5H180V2H179V0H176V2H175V0H173V2H172V0H166ZM232 1H235L234 3H232ZM237 1H238V3H237ZM240 1V2H239ZM255 1V7H254V4H253V2ZM264 1V0H263ZM3 2V3H2ZM5 2V3H4ZM96 2V3H95ZM110 2V3H109ZM134 3L135 2V4L136 5H133V7L135 8V7H138L139 5H141V7L140 8H142V10H143V7L145 8V9H147V12H149V15H150V17L152 16V19L149 17V15H146V16H148L147 18H148V23L145 21H143L144 20V18H145V20L147 19L146 18V16L145 17H143L144 15H143V12L141 13V12H138L137 10H141L140 8L138 9L137 8V10H134V9H132V7H131V9H130V6L132 5H129L128 6V4H126V3ZM187 2V3H186ZM245 2V3H244ZM250 3V8H249V10L252 12H248L249 10H247V12L246 11H244V10H246L247 9V7H246V5L247 6H249L248 5V3ZM257 2V3H256ZM7 3V4H6ZM9 3V4H8ZM13 3V5L11 6V4ZM51 3H54L55 5H53V4H51ZM104 5H103V4ZM117 3H118V5H119V3L121 4V5H124V6H119V7H121V10L125 7V5L127 6V7H129L128 9L129 10H126V8L127 7H125L123 10H122V12L120 11V9H119V7H117ZM149 4V6L151 7H149V6H146L147 4ZM186 3V4H185ZM211 3H212V1H211ZM235 3H237V4H240V5H237V4H235ZM245 4L244 6L245 7H243V5L242 4ZM247 3V4H246ZM97 4H99L98 6H97ZM100 4H101V6H100ZM111 4H113L112 6H111ZM138 4V5H137ZM174 4V5H173ZM189 5V8L191 7L192 9L191 10H189V8L187 9V7H188V5ZM261 4H263L264 5V3L262 2ZM4 5V6H3ZM6 5H8V6H6ZM14 5H16L15 7H14ZM92 5V6H91ZM105 5L109 8V9H111V8H113L114 7V9H111V10H109L108 11V9H106L105 10V8H107V7H105ZM145 5V6H144ZM176 5V6H175ZM187 5V6H186ZM235 7V9H234V7ZM251 5H253V6H251ZM54 6H58V7H55L56 9L58 8V9H60V11H58V9L56 10L55 8H54ZM85 6H86V8L87 7H89L90 9H88L87 8V10H85L84 11V9L83 8H85ZM102 6H104V9H103V7ZM181 6V7H180ZM236 6H237V8H236ZM260 8H259V7ZM8 7H10V8H8ZM14 8V10H13V8ZM20 9H19V8ZM77 8V9H75V8ZM99 7V8H98ZM100 7L104 10V11H106V13L107 14H109L110 12H112V14H109V16H110V19H109V16L107 15L106 16V13L103 11V10H101L100 9ZM146 7H148V8H146ZM207 7H208V9H207ZM239 7H241V8H243V9H241V8H239ZM253 7V8H252ZM16 8V9H15ZM85 8V9H86ZM91 8H92V11H91ZM116 8L119 10H117L116 11ZM229 8H232V10L231 9H229ZM253 10H252V9ZM255 8V9H254ZM2 9V10H1ZM75 9V10H74ZM136 9V8H135ZM149 9V10H148ZM155 9V8H154ZM177 9H178V7H177ZM214 11H213V10ZM239 11H242V13L241 12H239ZM258 9H262L263 11H261L260 12V10L259 11H257L258 13H259V15H260V17H261V15H263L261 18L259 17V15L258 14H256L257 12H255V14L253 13L254 11H256V10H258ZM20 10V11H19ZM69 10H71L70 12H69ZM98 10V11H97ZM126 11V18L125 17H123V18H125V20L126 21H128L129 19V21H128V23L126 24V25H128L129 23H130V21L131 22H133V20H131V19H134L135 17L137 18V19H140V17L141 18H143V20H141L140 19V21H138L136 18L134 19L135 21H136V23L135 22H133L134 23V26H132V27H134V28H132L131 27V25H128L127 27H129L130 26V28H125L126 26H124V28H123V25H125V23L123 22V20L124 19H121L122 18V14H125V13H123V11ZM131 10V11H130ZM132 10H134V11H132ZM153 10V9H152ZM183 10V11H182ZM189 10V12L187 13V11ZM195 11V13H197V14H195V13H193L194 11ZM207 10H210V11H207ZM236 10H237V12H236ZM16 11V12H15ZM79 11H80V13H82V15H80L79 14ZM101 11H103L102 13H100ZM119 12L118 14H116V15H114V13H116V12ZM130 11V12H129ZM135 11H137V12H135ZM155 11V10H154ZM191 11H192V13H191ZM202 11H203V13H202ZM211 11H213V12H215V11H218L220 14L222 13V15H220L219 13H214L213 14V12H211ZM230 11H231V13L232 14H234L233 16H228V14L227 13H229L230 15H231V13H230ZM235 11V12H234ZM73 14H72V13ZM90 12V13H89ZM109 12V13H108ZM133 12H135V13H133ZM184 12H186V13H184ZM209 13L210 12V14L209 15H206L205 13ZM226 12V13H225ZM33 14V15H31V14ZM57 13H61L60 15L59 14H57ZM85 13V14H84ZM88 13V14H87ZM102 14V15H100V14ZM105 13V14H104ZM137 13H138V15H137ZM140 13H141V16L138 18V16L140 15ZM144 13H146V11L144 12ZM207 13V14H208ZM225 15H224V14ZM244 13H246V15L248 14V13H250V14H248V15H250V16H252L253 14H254V16H252V21L254 20V22L252 23V21L250 20L251 18L250 17H248V19L251 21V23L249 22V20L247 19V16H245V18H244V16H243V18H241L242 16L240 15V14H242V15H245ZM262 13V14H261ZM73 16H72V15ZM75 14H77L75 17L76 18H74L75 20L73 21V18L72 17H74V15ZM122 16H121V15ZM135 14V17L134 16H132V15H134ZM148 14V13H147ZM235 14H236V16H235ZM237 14H239L241 17H239V15H237ZM252 14V15H251ZM29 15H31V16H29ZM80 15V16H79ZM86 15H88L87 16V18L91 15V17H90V19H87L86 17H84V16H86ZM103 15L106 17V18H108V20L105 18V17H103ZM114 17V16H116L117 17V15H118V17L122 20H118V22H117V20H115V19H117V18H111L112 16ZM129 16V18H128V16ZM192 15H194L195 16V18H194V16H192ZM214 16V18H212L211 16ZM217 15H220V17H218ZM84 17V19H82V17ZM125 16V15H124ZM199 16V17H198ZM218 17V18H215V17ZM225 17V19L226 20H224V17ZM226 16H228V18H226ZM256 16V17H255ZM11 17V18H10ZM79 17V18H78ZM80 17H81V19H80ZM133 17V18H132ZM232 17H234V20H233V18ZM238 17H239V19H241L240 21L243 23V28H241L242 26H240L239 27V31L237 30L238 29V26H239V23H241L240 21H238L239 19H238ZM254 17V18H253ZM259 19H258V18ZM78 18V20H76ZM104 18H105V20H104ZM118 18V19H119ZM150 18V19H149ZM4 19V20H3ZM31 19V20H30ZM80 19V20H79ZM116 21L117 23L116 24H119V25H116V24H114V22L112 21ZM238 19V20H237ZM151 20V21H150ZM152 20L154 21V22H152ZM231 20H233L234 22H231ZM236 20V21H235ZM244 20H246V21H244ZM3 21V23L1 24V22ZM7 21V22H6ZM29 23H28V22ZM33 21V22H32ZM77 21V22H76ZM111 24V25H109L108 24V22ZM143 21V23L145 24V23H147V24H145V25H148L150 22H152L153 24L152 25H157V26H159V24H161V26H160V28H159V30H156L155 28L153 29V27H155V26H152V25H150V27H149V25L148 26H146L147 27V29H151V32L154 30V32L156 31V34L157 35H159V37H157L156 36V34L153 32V35L152 34H150V29L149 30H147V34H146V32H145V35H142L141 33H142V31H138L137 29L140 27V23L139 22H142ZM150 21V22H149ZM155 21L157 22L158 21V24L157 23H155ZM247 21L249 22V25H250V27H249V25L247 24ZM38 24H37V23ZM74 22H75V24H74ZM104 22H106V23H104ZM111 22H113V24L111 23ZM122 22V23H121ZM235 22H237L238 23V26H236L237 24L235 23ZM257 22V23H256ZM63 23H67V25H68V30H66L65 28H63V27H66L65 26V24L63 25ZM138 23V24H137ZM142 23V24H143ZM236 24V25H234V24ZM246 23V24H245ZM258 23H260L261 24V28H259V26H260V24H258ZM34 24V25H33ZM58 24H60V25H58ZM71 24V25H70ZM88 25L89 26V28L91 29V31L94 33L95 32V35H97L99 38H100V40H101V43H102V45H106V46H104L108 51H109V53L108 54H104V52H105V50H104V52H103V54H104V56H101V54H100V57H101V60L100 59H98L97 57L99 56V54H95V58H94V54L93 55H91L92 57H90L89 56V58H90V61H94V59L95 60H100V63L104 60H102V57H104L106 60L105 61H107V63H109V64H106V62H105V64H106V66H105V64L103 63H101V65L102 66H100V64L99 63H96L95 64V62L93 63V62H91V64H92V66H91V64H89V63H86V65L88 64V66H91L90 67V70L92 69V67L95 65H98L97 67H99L98 68V70H99V72H100V69H101V72H102V68L101 67H103V65L106 67L104 70H105V72H102V75H100L99 74V72L98 71H96L97 70V68L95 69V66L93 67V70L95 71V74H92V72L91 71H89V68H86V65H84L85 64V62H87V61H89L88 59V57H81V56H79L80 55V53H76V52H78V51H75L74 50V47L71 49V44H69L68 43V41H67V33L70 35L71 33H70V31L72 30L73 32L74 31H76L80 26H82V25ZM108 27V25L111 27V28H113V29H115V27H116V29H118L119 27H121V28H123V29H125L126 30V32H127V30L129 31V33L131 32V33H134V34H131V35H129L128 34V32L127 33H125L123 36H122V31H121V28H119L118 30H116L115 29V31H117V35L119 34V35H121V36H119V38L117 37L115 40H114V37L112 38H110V39H108V37L111 35L112 36V32L114 33L115 31H111V30H113V29H110V28H107L105 25ZM120 24L122 25V26H120ZM130 24H132V23H130ZM231 24H233V25H231ZM252 24H255V26H258L257 27V29L259 30V32L260 33H258V30L256 29V27L255 26H253L254 27V30H253V27H252ZM263 24V25H262ZM8 25H9V27H8ZM38 25H39V27H38ZM63 25V26H62ZM72 26V27H70V26ZM75 25V26H74ZM113 25H115V26H113ZM133 25V24H132ZM136 25V26H135ZM139 27H138V26ZM163 25V26H164ZM248 27H247V26ZM5 26V27H4ZM35 26V27H34ZM58 26V27H57ZM59 26H61V27H59ZM119 26V27H118ZM157 26H156V28H157ZM211 26H215V25H212L211 24ZM219 26V27H220ZM244 26H246L245 28H244ZM263 26V27H262ZM26 27V28H25ZM74 27H75V29H74ZM231 27H232V29H231ZM235 29H234V28ZM252 27V30L250 29ZM60 28L62 29V30H60ZM67 28V27H66ZM72 28V29H71ZM106 28V29H105ZM136 28V29H135ZM27 29V30H26ZM30 29V30H29ZM41 29V30H40ZM109 29V30H108ZM130 29H131V31H130ZM245 29L246 30H248V32H251V34L249 35L248 34V32L247 31H245ZM255 29H256V31H255ZM64 30H66V31H64ZM106 30H108L109 32L107 33V34H109L110 32V35H106V33L105 32H107ZM119 30H120V32H119ZM134 30V31H133ZM139 30H141L140 28H139ZM167 30H169V28L167 29ZM231 30V31H230ZM250 30V31H249ZM29 31V32H28ZM33 31V32H32ZM139 32V35H141V37L139 36V37H136L137 38V40L136 39H132V37L133 38H135V36L137 35L138 36V32ZM158 31V32H157ZM163 31V30H162ZM236 31H237V33H236ZM242 31H243V33L245 34V37H244V34L242 33ZM254 31V32H253ZM5 32L7 33V34H5ZM20 32V33H19ZM29 33V35L28 36H26V37H28V38H26L27 39V41L30 43H28L27 41L25 42V44L22 42V44H21V41L19 42V40H26V39H21L19 36H21L22 35V33L24 34V33ZM137 32V33H136ZM225 32V31H224ZM235 32V33H234ZM240 32V36L241 37H239V35H238V33ZM253 32V33H252ZM258 33V34H256V33ZM5 34V35H3V34ZM10 33V34H9ZM46 33H47V35H48V37H47V35H46ZM64 33H65V35H64ZM124 33V32H123ZM161 33L163 34L164 33V37H163V35L160 37V35H161ZM226 33V32H225ZM234 33V34H233ZM247 33V34H246ZM255 33V34H254ZM13 34V35H12ZM26 34V35H27ZM32 34V35H31ZM115 34H116V32H115ZM126 34H128L129 35V38L130 39H132L133 41H131V42H128L129 40V38H128V35H126ZM136 34V35H135ZM227 34V33H226ZM3 35V36H2ZM68 35V36H69ZM114 35V34H113ZM135 35V36H134ZM150 35V36H149ZM151 35H152V37L155 39V36L157 37L155 40V42H157L159 39L161 40V38H162V40L164 39V41H158V42H160V43H158L157 42V44H158V46H157V44L153 41V43L154 44H156V46L157 47H159L160 46V44L161 43H164V44H162V45H170L169 47H171V51H169L170 50V48L169 47H167L166 46V48H165V51H167V48H168V51L170 52V53H168L167 54V57H163V51H162V47H163V50H164V46H160V48H161V51L160 50H158V48L156 47V52H155V55H154V51H153V49L155 48L154 46H152V47H154L153 49L151 48V45H153V44H151L150 46H149V44L148 43H145V41H147V40H152L153 38L151 37ZM247 35H249L248 37H246ZM257 35V36H256ZM262 35V36H261ZM9 36V37H8ZM29 36H31L32 38H30ZM124 36H127L126 38L124 37ZM131 36V37H130ZM242 36H243V38L245 39V41L246 40H248L249 42H245L246 43V46H245V43H243L244 42V40H243V38H242ZM251 36V37H250ZM255 36V37H254ZM259 36V37H258ZM3 37H5L4 38V40H2L3 39ZM19 38V40H18V38ZM51 37V38H50ZM121 37V38H120ZM123 37V38H122ZM148 37H149V39H148ZM238 37V38H237ZM250 37V38H249ZM257 37H258V40H257ZM263 37V38H262ZM55 38H59V40L58 39H55ZM124 38L125 39H127V41L125 40V42L123 41L124 40ZM138 38H140L139 40H138ZM151 38V39H150ZM166 38V39H165ZM237 38V39H236ZM242 38V39H241ZM250 40H249V39ZM251 38H252V40H251ZM260 38H262L261 40H260ZM7 39V40H6ZM53 39V40H52ZM107 39V40H106ZM117 39H120V41H118ZM121 39H123V40H121ZM153 39V40H154ZM239 39V40H238ZM256 40V42L255 43H258V45H259V42H260V47H261V45H263V47H261V50H260V47L257 45L256 47V49L258 50L259 49V51H257V50H255V48H254V46H252V45H254V43H253V40ZM6 40V41H5ZM52 40V41H51ZM58 40V41H57ZM112 40H114V41H112ZM166 40V41H165ZM240 40H242V41H240ZM254 40V41H255ZM260 40V41H259ZM5 41V42H4ZM10 41V42H9ZM11 41H12V43H11ZM121 41H123L124 42V44H123V42H122V44L121 45H119V43H121ZM137 41H139V42H137ZM259 41V42H258ZM263 43H262V42ZM9 42V43H8ZM18 42V43H17ZM49 42H52V44H54L53 45V47L49 44ZM54 42V43H53ZM56 42V43H55ZM58 42V43H57ZM149 42V41H148ZM151 43H152V41H150ZM165 42H167V43H165ZM251 42V43H250ZM60 43V44H59ZM172 43V44H171ZM262 43V44H261ZM7 44H10V45H8L7 46ZM20 44V45H19ZM126 44V45H125ZM145 44V45H144ZM148 44V45H147ZM244 44V45H243ZM248 44V45H247ZM249 44H251V45H249ZM12 45V46H11ZM58 45V47H56ZM61 45V46H60ZM67 45V46H66ZM123 47L124 48V46H126V47H128L129 48V50H130V56H131V58L129 57V55L128 56H126L127 54H125L124 55V51H122L123 49H121L120 47ZM240 45V46H239ZM12 48H11V47ZM16 46H18V54L19 55H15V54H17L16 52H17V47ZM56 48H55V47ZM63 46H64V48H63ZM180 48L179 50H177L178 48ZM243 46H245V47H243ZM251 46V47H250ZM3 47V48H2ZM15 47V49H13ZM67 49H66V48ZM104 47H103V49H104ZM248 47V48H247ZM8 48H9V50H8ZM52 48V49H51ZM118 48H120L121 49V51L123 52V54H122V52L118 49ZM159 48V49H160ZM254 49L256 52H257V54L255 53V51L253 52L252 51V49ZM63 49H65V50H63ZM68 49H69V51H68ZM151 49H152V52H151ZM16 50V51H15ZM57 50H59V51H57ZM263 50V51H262ZM13 51V52H12ZM63 51V52H62ZM158 51H159V53H158ZM250 51L252 52V54H250ZM262 51V53L260 54V52ZM12 52V53H11ZM15 52V53H14ZM67 54H66V53ZM74 52V53H73ZM121 52V53H120ZM142 52H144V51H142ZM148 51H146V52H144L145 53V55H146V53H147ZM183 52V51H182ZM14 53V54H13ZM55 53H58V54H56L55 55ZM60 53V54H59ZM76 53V54H75ZM106 53H107V51H106ZM150 53H147V54H149V55H147V56H150ZM157 53V54H156ZM13 54V55H12ZM62 54H63V56H62ZM66 54V55H65ZM109 54H111L112 56L114 55L117 59V61H115L114 62V56H113V58H112V62H111V60H109L110 58L108 57V60H107V55H109ZM122 54V55H121ZM244 54V53H243ZM244 54V55H245ZM255 54V55H254ZM259 54L262 56V58L259 56ZM263 54V55H262ZM58 55V56H57ZM69 55V56H68ZM96 55H98L97 57H96ZM111 55H109L110 57H111ZM156 55H158V56H156ZM181 55V56H180ZM253 55V56H252ZM14 56H16V57H14ZM58 57V60H57V57ZM62 56V57H61ZM122 56H126V57H124V58H122ZM176 56H180V57H176ZM200 56V55H199ZM70 57V58H69ZM72 57V58H71ZM81 57V58H80ZM119 57H120V59H119ZM128 57H129V60H128ZM175 57V59H173ZM245 57H246V55H245ZM254 57V58H253ZM260 57V59H258ZM63 58H64V60H63ZM82 58H84L83 60H87V61H83V62H80L81 61V59ZM94 58V59H93ZM151 58H152V56H151ZM166 58L169 60H166ZM252 58V59H251ZM73 59H74V61H73ZM76 59L78 60V59H80L77 63H76ZM149 59H150V57H149ZM262 59V60H261ZM63 60V61H62ZM120 60V61H119ZM162 60L163 61H165V62H163V64L161 65V63H162ZM182 60V61H183ZM190 60V59H189ZM248 60V61H249ZM259 60V61H258ZM53 61H55V62H53ZM61 61H62V63H61ZM65 61H66V63H65ZM89 61V62H90ZM109 61V62H108ZM118 61H119V63H121V61H122V65H121V67L122 68H124V71L123 72H125L126 73V69H127V67H128V71H129V73H126V75H125V73H124V75L125 76H127L128 74H129V76H133L134 78V81H135V83L137 82V84L135 85V88H136V90H138V88H139V90H140V87L142 86V88H141V90L140 91H142V93H143V95H144V99H143V95H142V93H140V91H138V93H137V96H136V98H135V96H132L134 93H135V90L133 89V91L134 92H132L133 94L131 95L130 93H131V88H132V86H130L131 88H129V85H131L132 83H134V82H131V84H128L127 83V85H128V87H127V85H126V83L124 82L125 80L126 81H128V79H129V76H127V77H125V79H124V77H123V73H122V70L123 69H119V71L122 73H119V71L118 70H116L115 69V66H117V64H118ZM56 62H58V65L55 67L54 65H56L57 63ZM72 62H73V64H72ZM98 62V61H97ZM111 62V63H110ZM131 63V64H129V63ZM171 63V65H170V63ZM70 63V64H69ZM75 63V64H74ZM82 63V64H81ZM115 63H116V65H115ZM252 63V64H251ZM76 64H78V66H76ZM79 64H80V66L82 67L83 66V68H81L80 66H79ZM154 64H156L155 66H154ZM171 66H169V65ZM185 66H187L186 68H183V66L184 65ZM30 65V66H29ZM65 65H67V66H65ZM72 65H75V67H76V70H74L73 69V66ZM29 66V67H28ZM62 66H64V68L62 67ZM84 66H85V69H84ZM132 66H134L133 68H132ZM165 66V67H166ZM184 66V67H185ZM189 66V67H188ZM209 66V69H212V68H210L211 67V65L210 64H208L207 63V65L206 64H204V65H202V67H208ZM257 67L256 69L257 70H259L258 68H260V70H263V71H261L260 73H258L257 72V70H255V68L254 67ZM31 67V68H30ZM57 67L59 68L60 67V69H57ZM78 67L80 68V71H78V72H80V74L78 73V72H75V71H77L78 70ZM168 67H169V70H168ZM175 67V68H174ZM213 67V66H212ZM261 67H262V69H261ZM29 68V69H28ZM136 68V67H135ZM156 67L154 68V69H157ZM174 68V69H173ZM181 68V70H180V72L181 73H183V77L179 74V69ZM200 68V67H199ZM16 69V70H15ZM35 69H36V73H38L39 72V80H37L38 79V77L37 76H34V75H36L35 74ZM70 70V73H69V70ZM72 69L74 70V71H72ZM81 69H84V72H83V70H81ZM88 69V70H87ZM159 69H160V71H159ZM184 69V70H183ZM173 70V71H172ZM176 70V71H175ZM186 70V71H185ZM24 71V72H23ZM63 71V72H62ZM113 71V72H112ZM167 71H168V73H167ZM175 71V72H174ZM190 71L192 72L191 73V78H189V76H190ZM22 72H23V74H22ZM75 72V73H74ZM86 72V73H85ZM87 72H88V74H87ZM91 74H90V73ZM112 72V73H111ZM114 72H116L118 75H120L119 77L121 78L122 77V79H119V77H118V75L117 74H115ZM165 72H166V74H165ZM175 73V76L173 75V73ZM33 73H34V75H33ZM62 73V74H61ZM94 73V72H93ZM108 73V75L106 76V74ZM130 73H131V75H130ZM7 74V75H6ZM40 74L42 75V76H40ZM70 74V75H69ZM71 74H72V77L70 78L69 77V79L71 80L72 78V80L70 81V83L73 81V82H75V83H73V84H71V86L73 87V89H72V87H70L69 89H68V85H70V83H67V84H65V82H66V80L68 81L69 79H67L68 78V76H71ZM75 74V75H74ZM77 74V75H76ZM78 74H79V76H78ZM97 74H98V76L99 77H101L100 79H99V77L97 76ZM104 74V75H103ZM170 74H172V76L170 75ZM180 76H179V75ZM3 75V76H2ZM24 75H26V76H24ZM85 75V76H84ZM90 75V76H89ZM95 75V76H94ZM115 75H117L116 77H115ZM176 75H178V77L176 76ZM257 75H256V77H257ZM261 75H259V78H258V82L260 83V84H263L264 85V76H261ZM8 78H7V77ZM60 76L62 77V78H64V80H61V78H60ZM64 76V77H63ZM81 76H82V78H81ZM103 76V77H102ZM111 76V77H112ZM140 76V77H139ZM163 76H165V78H163ZM167 76H169V78L167 77ZM25 77V78H24ZM27 77V78H26ZM37 77V79H35V78ZM65 77H66V80H65ZM92 77H95L94 79H92ZM97 77H98V79L100 80V82H101V80H102V82H101V86H103V84H104V86H103V89L100 87V82H99V80L97 79ZM139 77V78H138ZM176 77V78H175ZM201 77V76H200ZM199 77V78H200ZM40 78H42V81H44V82H38V81H41V79ZM49 79L50 81L51 80H57V82H58V84H57V86L59 87V84L61 85V84H63V87H65V88H63V89H61V86H60V90L57 88V86H54L53 85V88H55V89H57V90H53V92L55 91V92H58V90L60 91V92H58L57 93V96H58V99H57V97L55 96V92H54V96L52 95V81L51 82H49V81H47V79ZM77 78V79H76ZM104 78V79H103ZM128 78V79H127ZM132 78V77H131ZM81 79H82V81H81ZM118 79V80H117ZM141 79V80H140ZM160 79V80H161ZM178 79V80H177ZM263 79V80H262ZM30 80V81H29ZM97 80L98 81V83L97 82H95V81ZM114 80V79H113ZM114 80V81H115ZM172 80V81H173ZM199 79H197L196 80V82L198 81ZM201 80V79H200ZM8 81V82H7ZM25 81H26V83H25ZM59 81H60V83H59ZM63 81V83H61ZM85 81V82H84ZM90 81H91V84H90ZM93 81V82H92ZM142 81V82H141ZM162 81V80H161ZM166 81V82H165ZM31 82V83H30ZM45 82H46V84L48 83V86H50V88H51V90H49L50 88H48L47 87V85H46V87H47V89L49 90V92L50 93H47L48 92V90H44V88H45ZM78 82V83H77ZM79 82H81V83H79ZM83 82V83H82ZM87 82V83H86ZM129 82V83H130ZM138 82H139V84H138ZM140 82H141V84H140ZM150 82V83H149ZM168 82V83H167ZM192 81H186V82H184V84L186 83L187 84V86H186V84L184 85H182V86H185V87H187L188 89L186 90H184L185 92H183V91H181L182 89H180V88H182V87H179V86H181V85H178V87L176 86L174 89H177V91L179 92V89H180V92H183L184 93V95H181V97H182V99L183 98H185L186 96L187 97H190V98H192V101H194L195 100V97L197 98V96L199 97L200 96V94L201 93H203V92H200L201 90L199 89H197L198 87V85H196V87H194L193 89H190L189 87H192V83H191ZM4 83H5V85H4ZM28 83V84H27ZM32 83H34V84H32ZM42 83H43V85H44V88H43V86H42ZM54 83V82H53ZM55 83H56V81H55ZM76 83H77V85H76ZM120 83L122 84V86L120 85ZM144 83H146L145 85H144ZM188 83H191V86H189L188 85ZM199 83L200 84H202V82L201 81H199ZM8 84V85H7ZM25 84H26V86H25ZM98 86H97V85ZM196 84V83H195ZM195 84H194V81H193V85L195 86ZM223 84H224V86H226L225 85V83L223 82ZM9 85H11V87H9ZM41 86V89H40V86ZM76 85V86H75ZM89 85V86H88ZM91 85V86H90ZM125 85V86H124ZM140 85V87H137V86H139ZM163 85V87L166 89V86H164ZM77 86H79L80 88H82V89H80L79 90V88L77 87ZM93 86V88H91ZM133 86H134V84H133ZM146 87L145 89L143 88V87ZM171 86V85H170ZM202 85H200L199 87H201ZM227 86H229V85H227ZM32 87V88H31ZM35 87V88H34ZM75 87V88H74ZM95 87V88H94ZM100 87V88H99ZM123 87H125V88H123ZM4 88V89H3ZM7 88V89H6ZM31 88V89H30ZM78 88V93H79V102H78V99H77V94L78 93H76V95H75V92L77 91L76 89ZM84 88V89H83ZM85 88H86V90H85ZM126 88L128 89V90H126ZM134 88V87H133ZM171 88V87H170ZM169 88V86H168V90H170V93L172 92V89H170ZM173 88V87H172ZM179 88V89H178ZM223 88V87H222ZM228 88H230V86L229 87H227V89ZM67 89H68V91H67ZM75 89V90H74ZM89 89V90H88ZM100 89V90H99ZM149 89V90H148ZM158 91V93H157V95H156V90ZM184 89V88H183ZM207 89H209V87H207ZM225 89H226V87L223 89V91H225ZM226 89V90H227ZM8 90V91H7ZM32 90H33V93H31L32 92ZM34 90H35V92H34ZM70 90H72V91H74V95L75 96H77V97H75L74 95H72L71 94V96H70ZM124 90V91H123ZM126 90V91H125ZM168 90H165L166 92L168 91ZM203 90H205V92L206 91H209V90H206V87H204L203 88ZM211 90V89H210ZM7 93H6V92ZM61 91H63L64 92V94L61 92ZM67 91V92H66ZM95 91H97V93L95 92ZM130 91V92H129ZM151 91V92H150ZM41 92V93H40ZM127 92H126V95H127ZM154 92V93H153ZM10 95H9V94ZM36 93H37V96H36ZM63 94V95H67V97L65 96L64 98H63V95L62 96H60L61 94ZM69 93V94H68ZM90 93V94H89ZM100 93H101V96H102V98H101V96H100ZM104 93H106L105 94V96L106 97H104L103 96V94ZM108 93H109V95H108ZM140 93V94H139ZM152 93H153V95H154V97H153V95H152ZM168 93V92H167ZM174 95H175V90H174ZM200 93V94H199ZM15 94V95H14ZM41 94H42V96H41ZM49 94V95H48ZM98 94V95H97ZM140 96H139V95ZM182 94V93H181ZM208 94H209V96H208ZM215 94V93H214ZM38 95H39V97H40V99H37V97H38ZM50 95L51 96H53V97H50ZM69 95V96H68ZM87 95V96H86ZM89 95V96H88ZM134 95H136V94H134ZM159 95H161V96H159ZM172 95V94H171ZM178 95V98H179V94H176V96ZM202 95V94H201ZM211 95L213 96V92H211V91H209V93H207L206 95L203 93V96H206V97H208V99H211V100H213V98L215 99V101L218 103H215L214 104V106H215V109L217 110V105L220 107H218L219 108V110H220V112L218 111V112H215L214 110V106H213V103L211 104L212 105V108H210V102L209 101H207L205 104H207L206 105V107H207V109L205 108V111H206V113H205V111H203V110H201L202 111V113L205 115V117H204V115H200V112H199V114L197 113V110L198 111H200V109H198L197 108V110H196V107H195V109L194 110H196V112H195V116L198 114L199 115V117L200 116H203L204 118H201L200 117V119L199 120H201V121H203V124H202V122L200 121V123H201V127H205V129L206 128H208V123H210L211 125H212V127H211V130H212V128H214L213 127V122H211L210 120L212 119V120H214V117H216L217 116V114L218 113H221L220 114V116L218 117V119H219V121L221 120V116H222V113H224L225 114V118H226V120H228V121H230V123H228V121H227V123L226 124H228V125H230L231 124V122L232 123H236V121H234L233 122V120H234V118H233V115H232V112H231V114H230V112L228 111L227 113L229 114V115H231V116H229V115H227L225 112L226 111H222L221 112V110H223L222 109V107H221V103H219V102H221V100L219 101L216 97H217V95L215 94L214 96H213V98L211 97ZM13 96V97H12ZM15 96V97H14ZM36 96V98H34ZM72 96H74V99H73V97ZM80 96H81V98H80ZM82 96H84L83 97V99H82ZM155 96H156V98H158V103H159V101H160V104L161 105H156V101H154L155 100ZM173 96V95H172ZM176 96H173V97H176ZM18 97V98H17ZM38 97V98H39ZM60 97H61V99H60ZM71 99H70V98ZM123 97L121 96V98L123 99ZM134 97V98H133ZM138 97H139V99H138ZM180 97V98H181ZM205 97V98H206ZM210 97V98H209ZM4 98V99H3ZM12 98V99H11ZM20 98V99H19ZM66 98V99H65ZM85 98V99H84ZM91 98V99H90ZM140 98H142V99H140ZM154 98V99H153ZM179 98V99H180ZM16 99V100H15ZM60 99V100H59ZM69 99V100H68ZM75 99H76V101H75ZM103 99V100H102ZM108 101H107V100ZM145 99H147L146 100V102H145ZM189 99V98H188ZM194 99V100H193ZM208 99H206V100H208ZM231 99V100H230ZM229 100H228V102H230L231 101V103H232V100H233V98H230ZM2 100H3V102H2ZM39 100V101H38ZM41 100H44L43 102L41 101ZM66 100H68L69 101V104H71L70 102H76V103H80L81 102V100H83V102L82 103H80L81 105L79 106V105H77V104H75V107H73L72 105L70 106L69 104H66ZM72 100V101H71ZM92 100V101H91ZM102 100V101H101ZM111 100H110V102H111ZM129 100V101H128ZM157 100V99H156ZM191 100V99H190ZM197 100V99H196ZM205 100V101H206ZM219 102H218V101ZM5 101H8V102H6L5 103ZM17 101V102H16ZM29 101H30V103H29ZM66 104V105H64V106H62V104H64L63 102ZM68 101H67V103H68ZM96 101V102H95ZM100 101V102H99ZM107 101V102H106ZM123 101H124V99H123ZM164 101V102H163ZM214 101V100H213ZM212 101V102H213ZM214 101V102H215ZM225 101H226V99H225ZM225 101H223L222 100V103H223V105H224V103H225ZM234 101H235V98H234V100H233V103H234ZM21 102V103H20ZM32 102V103H31ZM38 102V103H37ZM60 102V103H59ZM72 102V103H73ZM93 102V103H92ZM104 102V103H103ZM105 102H106V104L108 103V105H107V108H106V105H105ZM145 102V103H144ZM209 102V103H208ZM228 102L226 101V106H228ZM39 103L41 104V106H39ZM44 103H46V104H44ZM62 103V104H61ZM84 103L85 104H87L88 106L86 107V105H85V107H84ZM135 104L136 103H138V102H134ZM10 105V107H12V108H10L9 107V105ZM21 104H23L22 106H21ZM32 104V106H30ZM60 104H61V106H60ZM95 106H94V105ZM151 104V106H150V108H149V106L148 105H150ZM162 104H163V106H164V110H163V108H162V110H161V108L160 107H162ZM166 104V105H165ZM209 104V105H208ZM25 105H26V107H25ZM34 105V106H33ZM79 106L81 109H83L84 108V110H79V107H77V106ZM99 105H100V107H101V109H100V107H99ZM222 105V106H223ZM7 106L10 108H8V110L7 109H5V107L7 108ZM13 106H14V108H13ZM20 106V107H19ZM29 106H30V108H33L32 110H30V108H29ZM42 106H43V108H44V110H43V108H42ZM66 106L68 107V108H66ZM69 106L73 109L74 108V110L72 111H70V108H69ZM83 106V107H82ZM93 106H94V108H93ZM110 108H109V107ZM154 106V107H153ZM167 106V107H166ZM208 106H209V108H210V110L208 111ZM226 106L224 105L223 106V108H226ZM3 107H4V109H3ZM16 107V108H15ZM24 107L26 108V109H24ZM63 107H65V109H64V111H63ZM88 107L90 108V110H89V112H91V114L88 112V113H86L87 114V116L89 115V116H94V118L91 116L90 118L92 119V120H95L96 118V121H94V123H93V121L88 117V119H87V116H86V114H84L87 110H88ZM151 107H152V109H151ZM48 108V109H47ZM98 108V109H97ZM102 108H103V112H102ZM148 108V109H147ZM160 108V109H159ZM234 107H232V109H233ZM11 109H13L12 111H14V109H16L15 111H14V113H12L11 112ZM56 109V110H55ZM77 109V110H76ZM94 109H96V110H94ZM104 109L105 110H107L106 112L108 113H110L111 114V116H110V114L108 113H106L107 114V116H106V114L104 115L105 116V118H104V116L102 115L101 116V114L102 113H104ZM108 109H112V111H113V114H112V111L110 112ZM154 109V110H153ZM167 109V110H166ZM211 109H213V111L215 112H213L214 114H216V115H214L213 113H210V114H212V116L214 115V117L212 118V117H209L208 116V114H209V112H211ZM231 109V110H232ZM236 109V108H235ZM3 110H5V112L3 111ZM27 110V111H26ZM67 110H69V112H71V113H68L67 112ZM161 112H160V111ZM227 110H230L229 109V107H227ZM230 110V111H231ZM8 111V112H7ZM19 111H21V112H19ZM24 111H25V113H24ZM44 111V112H43ZM47 111V112H46ZM78 111V112H77ZM79 111H80V114H79ZM97 111V113H95ZM100 111H101V113H100ZM147 111H148V113H147ZM166 111V112H165ZM208 111V112H207ZM34 112H36V113H34ZM73 112V113H72ZM77 113V114H75V113ZM84 112V113H83ZM99 112V113H98ZM146 112V113H145ZM163 112H165V113H163ZM64 113L65 114H67V117L64 115ZM82 113H83V115H82ZM94 113V114H93ZM142 113V114H143ZM151 113V114H150ZM161 113H163V114H166V115H161ZM197 113V114H196ZM201 113V114H202ZM3 114H8V115H10L9 117H8V115H7V121L8 122H6V120H5V118H6V115H3ZM15 114V115H14ZM27 114V115H26ZM33 114H36V115H34L33 116ZM70 114V115H69ZM79 114V115H78ZM140 115H141V112L139 113ZM153 114V115H152ZM160 116H159V115ZM209 114V115H210ZM13 115V116H12ZM16 115L18 116V117H21V119L23 118L24 119V117L26 118V117H28V118H31L32 119V121H31V119L30 120H28V118H26V121H25V123L26 122H28L29 123V125L28 124H22L21 125V123H24V121L22 120V122H20L21 121V119L20 120H18L17 118H15L16 117ZM22 115V116H21ZM30 115H32V116H30ZM63 115V116H62ZM84 115H85V118H84ZM96 115V116H95ZM99 115V116H98ZM150 115H152L153 116V118H156L157 116V118H159L160 120H158L157 118V120H155L156 122H158V125H159V128H162V132H163V136L164 135H166L165 137H166V139H167V144H163V143H166V140H165V142H162L161 143V141L163 140V138L161 137V136H159L158 134H155V132L153 131V130H151L150 128L152 127V129H153V127L154 126H151L150 127V125L149 124H147V123H150V119H151V117H150ZM154 115H155V117H154ZM198 115H197V117H198ZM207 115V116H206ZM5 117L4 118V122L2 121V118L1 117ZM12 116V117H11ZM110 117V119H109V117ZM11 117V118H10ZM33 117V118H32ZM61 117H66V118H64V121L66 120V121H68V125L67 124H65V123H63V125H65V126H67V127H69V126H71V128L69 127L68 129H67V127H65V126H62V123H60V118ZM69 117V118H68ZM101 117V118H100ZM107 117H108V120L110 121L109 123H108V120H107ZM164 117H166L165 119H163ZM207 117H209V118H211V119H207ZM229 117V118H228ZM8 118H9V120H8ZM48 118V119H47ZM99 118V119H98ZM102 118H104V120H102ZM112 118V119H111ZM169 118V117H168ZM225 118H224V121H222L223 123L226 121L225 120ZM228 118V119H227ZM230 118H233V120L232 119H230ZM34 119V120H33ZM62 120H63V118H61ZM84 119V120H83ZM90 119V120H89ZM101 119V120H100ZM207 119V120H206ZM222 119H223V117H222ZM12 120V121H11ZM52 122H51V121ZM101 122H100V121ZM112 120H117V122L115 123V122H113ZM147 120V121H146ZM14 121V122H13ZM20 123V124H18V122ZM59 121V122H58ZM92 121V124L90 123ZM112 121V122H111ZM208 121H210V122H208ZM220 121V122H221ZM10 122V124L11 125H9V127L12 129V131H9V130H11L9 127H7L8 126V123ZM31 122H33V124L31 123ZM35 122H36V125H35ZM62 122V121H61ZM95 122H96V124H95ZM97 122H100V123H103V122H106V123H103V124H98ZM145 122H147V123H145ZM221 122V123H222ZM7 123V124H6ZM89 123L91 124V126L93 127V126H96L95 127V129L94 128H92L90 125H89ZM112 123V124H111ZM113 123H115V127H113L114 125H113ZM118 123V124H117ZM140 123V122H139ZM231 124L230 125V127L228 128V130H231V128H232V130L231 131H233V132H231V134L232 133H234L235 134V132L237 133V130H239V128L238 127H235L236 126V124ZM1 124V123H0ZM16 124H18V125H16ZM31 124V125H30ZM72 124V125H71ZM86 124V125H85ZM95 124V125H94ZM97 124L99 125L98 127H97ZM110 124V125H109ZM150 124H152V123H150ZM7 125V126H6ZM12 125H13V127L14 128H12ZM28 125V126H27ZM35 125V126H34ZM80 125V126H81ZM102 125V126H101ZM104 125H106L105 127H104ZM118 125V126H117ZM146 125L147 126H149V127H147V128H149V130H147V128H146ZM167 125V126H166ZM211 125H209V127L211 126ZM221 125V124H220ZM227 125V126H228ZM233 125H235V126H233ZM20 126H23L22 128L20 127ZM25 126V127H24ZM34 126V127H33ZM138 126H140V127H142L143 125H142V123H140V125H138ZM166 126V127H165ZM224 127H226L225 126V123H224V125H223ZM222 126V127H223ZM237 126H239V125H237ZM3 127H4V125H3ZM2 126H0V128H3ZM18 127V128H17ZM21 129H20V128ZM26 127H28V128H30L29 130L30 131H32L31 129H33V131L31 132V133H29L30 131H28V128H26ZM63 127V128H62ZM65 127V128H64ZM101 127V129L99 130L98 128H100ZM118 127V128H117ZM168 127H169V129L171 130V131H169V129H168ZM17 128V129H16ZM24 128V129H23ZM35 128H37V130H35ZM106 128V129H105ZM107 128H108V130H107ZM115 128V129H114ZM117 128V129H116ZM146 128V129H145ZM164 128V129H163ZM227 128H225V129H227ZM234 128H237V129H235L234 130ZM13 129H15V130H13ZM18 129H20V130H22V133L20 134V132H17V130ZM25 129H27V133H29V135L31 136H29L26 132H24V130ZM70 129V131H68ZM73 129H72V131H73ZM87 129V130H86ZM90 129V130H89ZM167 129V130H166ZM215 129V128H214ZM5 132H4V131ZM8 130V131H7ZM20 130H18V131H20ZM40 130V131H39ZM42 130H44V132L42 131ZM89 130V131H88ZM94 130H96L95 132H93ZM97 130H99V132L97 131ZM115 130H118L117 132L115 131ZM145 130H147V132H145ZM154 130L155 131H157L156 129H155V127H154ZM164 130V131H163ZM208 130V132H209V129H207ZM241 130H243V132H245L244 130H246V129H241L240 128V133L242 132ZM14 131H15V133H14ZM26 131V130H25ZM38 131V135L36 134V132ZM66 131H68V132H66ZM149 131V132H148ZM152 131V132H151ZM189 131V130H188ZM213 131H215V130H212V131H210V132H213ZM247 131H250V130H247ZM247 131L245 132V135H246V133H247ZM12 132V133H11ZM52 132V133H51ZM170 132H171V134H173L174 133V135L172 136L171 134H170ZM230 132V131H229ZM228 131H227V133H229ZM239 132V131H238ZM25 133V134H24ZM51 133V134H50ZM54 133V134H53ZM65 133L67 134V133H69V135L70 136H68V135H66L65 136ZM73 133V132H72ZM91 133V136L89 135V134ZM100 133V134H101ZM108 133V132H107ZM107 133H106V136H107ZM120 133V134H119ZM9 134V135H10ZM20 134V135H19ZM28 135V139H25V138H27V137H23V135L24 136H27ZM50 134V135H49ZM75 134H77V135H75ZM101 134V135H102ZM168 134H170V135H168ZM234 134H232V135H234ZM242 134H244V133H242ZM247 134H249L250 135V132L249 133H247ZM157 135H158V137L161 139V140H159V138L157 137ZM205 135V134H204ZM19 137V139H21V140H19V139H17V140H15L16 138H18ZM22 136V137H21ZM40 136V137H39ZM48 136H50V138L48 137ZM74 137V141L75 142H78V144L77 143H75L74 141H73V139H72V137ZM145 138H144V137ZM176 136V137H175ZM203 136V135H202ZM243 136V135H242ZM247 136V135H246ZM7 137V136H6ZM14 137V138H13ZM33 137V138H32ZM63 137H65V138H63ZM66 137H68V139H66ZM158 139H157V138ZM172 137H174V138H172ZM206 137H207V135H206ZM205 137V138H206ZM252 137V136H251ZM251 137L249 136V137H247L248 139L250 138L251 139ZM22 138H23V140H22ZM30 138V139H29ZM32 138V139H31ZM39 138V139H38ZM42 138H43V140H42ZM46 138H48V139H46ZM72 139L71 141L72 142H70V139ZM92 138V137H91ZM120 138V139H119ZM169 138V139H168ZM245 138V137H244ZM246 138V139H247ZM66 139V140H65ZM80 139V138H79ZM176 140V141H174V140ZM25 140H26V142L27 143H29L30 141L29 140H31V142L29 143V144H27V143H25ZM28 140V141H27ZM48 140V142H50L51 144H49L48 142H46ZM51 140V141H50ZM65 140V141H64ZM169 140V141H168ZM241 140H243V139H241ZM20 141H22V142H20ZM46 143H45V142ZM141 141V140H140ZM164 141V140H163ZM42 142V143H41ZM70 142V143H69ZM73 142L75 143V144H73ZM54 143H56V145L54 144ZM72 143V144H71ZM172 143V144H171ZM176 143V144H175ZM42 144V145H41ZM45 144V145H44ZM47 144V145H46ZM111 144V147H110V145L108 144V148L110 149V148H112L114 145H115V143H110ZM171 144V145H170ZM183 144V145H182ZM15 145V144H14ZM52 145H54V146H52ZM67 145H65V147L67 146ZM164 145H166V146H164ZM181 147H180V146ZM27 146H28V148H27ZM32 146V145H31ZM41 146V147H40ZM43 146V147H42ZM47 147V149L51 146V149H49V150H47L46 149V147ZM127 146V145H126ZM125 145L124 146H122V148H125L126 147ZM158 146V145H157ZM158 146V147H159ZM164 146V147H163ZM34 147V146H33ZM57 147V146H56ZM64 147V148H65ZM69 147V148H70ZM73 147H75V148H73ZM128 147V146H127ZM126 147V148H127ZM162 147V148H161ZM180 147V148H179ZM184 147H185V149L186 150H184ZM183 150H182V149ZM190 150V152H189V150ZM66 149V148H65ZM168 149V150H167ZM170 149V150H169ZM67 150H69L68 148H67ZM201 150V151H200ZM70 151V150H69ZM188 151V152H187ZM71 152V151H70ZM75 152H73L74 154H77V153H75ZM185 152H187L186 154H185ZM203 152V153H202ZM158 153H160V152H158ZM166 153V154H167ZM177 153V154H176ZM187 154H189V155H187ZM190 154H192L191 156H193V155H196L195 157H196V159L194 158V160L192 159L193 157H191V160H189L190 159ZM161 155V154H160ZM185 155H187V156H185ZM161 157H162V155H161ZM186 157V158H185ZM188 157H189V159H188ZM197 158L198 159H200V160H198V164H195L194 165V163H192V164H190L191 163V161L192 162H195V161H197ZM186 159V160H185ZM204 159H206L207 160V158H204ZM204 159L201 161V167H204L205 169H203V171L204 170H207L208 169V161H207V163L204 161ZM183 160V161H182ZM190 161V163H189V161ZM181 163V164H179V163ZM203 162V163H202ZM204 162H205V164H204ZM188 163V164H187ZM196 163V162H195ZM183 164V165H182ZM185 165V166H184ZM187 165V166H186ZM192 165H194V168H193V166L191 167ZM195 166L197 167L198 166V170L199 169H201V171L199 170V172H198V170L195 168ZM207 166V167H206ZM185 167V168H184ZM188 168V169H187ZM181 169V168H180ZM187 171H188V174H187ZM198 173H197V172ZM196 172V173H195ZM199 173V174H200ZM189 177H188V176ZM196 175H198L199 177H196ZM192 181H193V183H192ZM0 232H6L7 233V226L5 225V224H1L0 223ZM256 236V235H255ZM252 239H250V241H251ZM219 255H215L212 259H211V261H213V260H215V259H218L219 257L218 256H220V252L218 253ZM189 257H191V258H193V259H195V260H199L200 259V256H199V258H198V256H189ZM218 257V258H217ZM206 258V259H205ZM202 260H210V259H208V257H205V256H203L202 258H201Z\"/></svg>",
	"mask_w": 264,
	"mask_h": 264
},
{
	"label": "water",
	"instance_id": "obj_3",
	"mask_svg": "<svg viewBox=\"0 0 264 264\" xmlns=\"http://www.w3.org/2000/svg\"><path fill=\"white\" fill-rule=\"evenodd\" d=\"M226 187H229L228 182L218 179L217 191L223 192ZM238 201L233 193L231 202L236 207L237 214L242 218V214L247 213L243 217L249 224L246 234L251 238L238 247L232 246L227 238H223L220 242V258L213 261L195 260L187 255L180 258L161 256L134 259L101 253L92 245L95 235L68 234L66 230H62L56 237H49L40 229L50 231V228L42 227L39 223L29 225V220L22 217L19 220L25 221V224L14 223L7 217L1 222L7 226L8 237L0 240V264H264V219L262 216H251L239 206ZM200 215L198 212L190 214L193 227L204 235L208 227L202 222ZM106 221L104 219L105 223ZM230 221L231 219L226 218L227 224ZM23 227L28 228L23 231ZM256 233L257 238L254 237Z\"/></svg>",
	"mask_w": 264,
	"mask_h": 264
},
{
	"label": "clouds",
	"instance_id": "obj_4",
	"mask_svg": "<svg viewBox=\"0 0 264 264\" xmlns=\"http://www.w3.org/2000/svg\"><path fill=\"white\" fill-rule=\"evenodd\" d=\"M67 41L83 57L104 52L100 38L93 34L89 26L86 24L80 26L76 31L72 32L67 37Z\"/></svg>",
	"mask_w": 264,
	"mask_h": 264
},
{
	"label": "trees",
	"instance_id": "obj_5",
	"mask_svg": "<svg viewBox=\"0 0 264 264\" xmlns=\"http://www.w3.org/2000/svg\"><path fill=\"white\" fill-rule=\"evenodd\" d=\"M8 237L6 232H0V240H5Z\"/></svg>",
	"mask_w": 264,
	"mask_h": 264
}]
</instances>
